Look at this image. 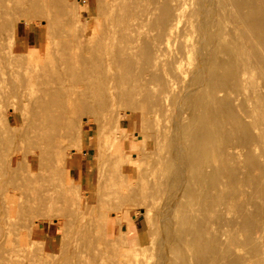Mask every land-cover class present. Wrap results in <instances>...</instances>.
Wrapping results in <instances>:
<instances>
[{
	"label": "rangeland",
	"instance_id": "374dc122",
	"mask_svg": "<svg viewBox=\"0 0 264 264\" xmlns=\"http://www.w3.org/2000/svg\"><path fill=\"white\" fill-rule=\"evenodd\" d=\"M149 1L151 2V3L149 2V4H151V5L155 4L154 0H149ZM192 1L193 0H191V1L187 0L186 1L187 2V10L196 8L197 0H194L193 3H192ZM129 2H131V0ZM161 2L162 3H160V4H162V5L165 4L164 1H161ZM188 3H189V5H188ZM79 4H80V6L77 9L78 14L76 12L77 15H75V13L72 14L74 16H71V15L69 16L68 15V17L66 19L69 20V18L72 17L73 20H72V18L70 19L72 21L71 23H73L72 26L74 28V25L76 24V26H77L76 30L78 31V30H80L81 23L85 25L86 22H84V21H87L86 24L88 25V22H89L88 18L89 17L95 18V19H97V25L95 27V30H94L93 34L95 36H98L99 34H102L103 30H104V27H103L104 23H98L99 14H98V11H97V8H98L97 3L93 2V1H88V0H79ZM160 4H159V8L160 7L162 8V6ZM193 7H195V8H193ZM133 10H134V12H136L135 9H133ZM159 10L160 9L157 10V14H158ZM130 13H132V14H130ZM136 13H138V12H136ZM129 14H130L129 20L130 19L132 20V17H134L133 18V20H134L138 16L137 14L133 13V11L130 12V10H129ZM220 14H222V13H220ZM135 15H137V16H135ZM75 16L76 17L79 16L78 19H76ZM20 17L21 16L13 15V17L11 19V22L9 23V25L7 27L8 29L6 28V32H4V40L2 41V45H1V48H0V78H1L0 79V86H1V89H3V87H4V90H2L1 103H0V105H2V107L0 106V108H1L0 109V119H1L0 120V122H1L0 125L2 126V127L0 126V130H1L0 134L2 133L1 136H0V142H2V143H0V148L3 150L2 153L4 155L3 157H4L5 161L11 159V157H13L16 154H17V157L21 156L22 158H24V156L21 155V154H25L26 152L29 153V151H33V153H34V151H35V145L33 144V141L30 140V138L33 136L32 128H31L32 116H31V113L28 110L29 108L24 105V103L22 102L23 100L21 99V98H23L24 91L27 90L26 89L27 86H28L29 89H31V87H33V82L31 80H29L28 77L25 74L26 71H28V69L33 66L32 63H35V61L33 59H39L38 60L39 64L43 63V65H47V66L51 67L53 65L55 56H56V58L59 56V53L57 51V49L59 47L58 46L59 38L53 33L51 28L48 29L46 27V19L45 18L37 19V17H35V16L31 17L30 15L28 17L26 16L27 18H24V19H20ZM26 19H27V21H26ZM74 19L76 21H74ZM79 19H80V23H79V21H77ZM184 19H186V17L183 18V22H184ZM74 22H77V23H74ZM181 24H183V23L181 22ZM87 25H85V27H87ZM147 29H146V31H148ZM47 30H48L49 33L47 32ZM146 31H144L145 32V36H143V38H142V34H144V32H142L141 38L139 39V41L143 39L142 40L143 43L145 41L144 38L146 37ZM5 33L7 34V37H5L6 36ZM29 33H30V39H28ZM97 33H99V34H97ZM194 34H196V35H194ZM190 35L191 36L193 35V38L192 37L191 38L188 37L190 39L189 40L190 42H192L191 41L192 39H195V41H197L199 35H198V32L196 30H195L194 33L191 32L189 34V36ZM10 36L11 37L13 36V37L11 38ZM228 37H229V35L226 36L227 39H228ZM117 40H119V41H117ZM173 40H176V39H173ZM173 40H171V41H173ZM177 40L178 41H173L171 43L169 42L170 45L167 44V47L164 46L165 48H163V53H164L165 56L162 53L163 56H161V57L163 59L159 60V65L158 66L162 65L160 63V61H162V63H165L166 60L169 61L171 59L170 56H172L174 51H175V53H178L176 51L177 50L179 51L178 48H180L179 47L180 44L178 46V43H179L180 40L179 39H177ZM116 41L117 42H115V43H118V44H120V42H121L120 39H116ZM142 41H140V43H138V45L141 44V46H142V43H141ZM219 41L220 40H215L213 44H216V45H212V47L215 50L214 53H215V56L217 57V59L221 58L223 60L224 66L221 65L222 63L220 65L223 66L224 68L221 67V69H219L218 68L219 65L218 66L216 65V67L213 65V64H217V62H216L217 59L215 60V58H214L215 56H214L213 50H212L213 48L210 45L209 46L211 48H209V46H207L208 48L206 47L204 49L203 48L201 49V47L199 46V43L197 44L196 42H195L196 43L195 47L192 48V50L193 49L197 50V48L199 47L198 51L200 53L198 51H196V52H198L197 55H196L195 51H192V52L190 51V54L188 56H190V59L193 62L190 63L189 61H191V60L189 59V57H186L187 59H184L185 61L183 60L184 61L183 62V66L187 67L186 66V61H187L190 64H192V63L194 64V62H195V65L198 64V66H200L199 68L202 71H204L202 68H204V67L206 68L205 69L206 75H205V77H203V81H200V84L198 83L199 85H195L196 88L198 87L200 89L199 90L200 93H197L198 89H196V93L198 95L200 94L202 96L199 95L200 97L199 96H198L199 98L197 97L199 100L196 99L194 101H197V100H198V102L200 101L199 103H200V106L202 105L201 107H203L204 104L202 102L205 99H206L205 104L208 101L207 95L206 96L203 95V94L206 93L203 90H206L205 88H207V86L204 88L203 85H206L208 82H212V80H215L213 82H215V84L216 83L218 84V82L220 80L219 78H218L219 80L216 78L218 81L216 79H211V78H209L208 75H211L214 78H215L214 74H216V77H219L218 75H222L220 78L222 79L221 81H223V82L221 84L220 83L221 81H220L219 84H221V86L218 84L217 88L220 86L223 90H221V88L219 87L220 91L217 93V95L219 93L220 94H219L218 97L216 95V98H215L216 100L218 99L217 100L218 101V103H217L218 105H215L217 101L215 103H213V104H214L215 107L218 106L217 110H219V108H220V109H224V110L226 109L225 111H228L226 105H228V104H229V106L232 105V103L230 104V102H232V101L228 102V100H232L231 97H233V96L237 97L238 94L236 92H235L236 93L235 94L234 91H236V90L233 87L230 86V83H232V81L234 82V80H235V78L232 77L233 75L229 77V75H231V70L228 71V72L225 71V69L226 70L228 69L226 64H225V61H224L226 58H227L226 60L228 61L227 62L228 65L230 66L231 69H233L232 68L233 67L232 66L233 65V63H232L233 60L230 57L231 53L226 52L227 48H228L227 45L224 46L226 43H224V44H223V42L219 43ZM221 43L223 44L224 49H223V47H221L222 46V45H220ZM130 44L131 43H129V46H131ZM217 44H218V46L220 48L218 47L216 49L215 46H217ZM116 46H119V45L116 44ZM139 46H136L138 49H136V47H130L129 52H132L131 48H133V50H135V52L137 51V53H138V51H139V55H141V56H142L141 53L144 52L143 55L145 54V57H146L147 56V53H146L147 52V48H145L144 46H142V47L141 46L139 47ZM52 47H54V48H52ZM49 49H50V51H49ZM139 49L141 51H143V50L144 51L141 52ZM167 49H168V51H167ZM206 49H207V51H206ZM208 49L212 50V51L211 50L210 51L212 52V55L214 56L211 59V63L212 62H214V63L211 64V65H213L215 70L218 68V70H216V71H219V73L218 72H216V73L213 72L214 73L213 74L212 71H215V70L211 69L213 67L210 68L211 70L208 67V66H210L209 65L210 61L208 62V60L205 59V58H207L209 56H212V55H208V54H211V52ZM218 49L220 50V53L217 52V51H219ZM114 50H115V47H114ZM145 50H146V52H145ZM223 50H224V52H223ZM54 52H55V54H54ZM204 52H205V55H203ZM17 53L19 54V56L17 55ZM30 53H31V55H30ZM137 53H136L137 57L135 56V59H134V57H133V59L135 61L139 60L138 63L142 62V60L140 61V59L143 58V60H144L145 58L143 56H142V58L139 57V55H137ZM200 54H201V56H199ZM132 55L134 56V52L129 53V56L132 57ZM1 57H3V58H1ZM138 57H139V59H138ZM201 57H202V59L199 60ZM228 57H230V58H228ZM168 58H170V59H168ZM209 58H211V57H209ZM136 59H138V60H136ZM145 60H146V62L142 63L143 65L146 64L145 66H141L142 65L141 63H140L141 65L140 64H136L137 67H140L141 71H139L138 70L139 68L136 67V69H135L136 73L134 71H133V73H131L132 70L136 66L135 63H137V62H135V61H134L135 63H130V64H133V65H131L130 69L132 68V66L134 67L133 69H131V71H129L130 69L128 70L127 68H125V70L127 69L132 75L133 74H138L137 77H138V79H140L142 76L144 77V75L147 77V73H149V71H151V69L153 68L152 69V74L153 73L154 74L155 73L158 74V75L155 74L154 77L158 76L157 81H159V84L161 83V80H164L165 82L162 81V83L166 84L167 75H166V77L164 79L161 78V77H164L165 73H166V72H164V74H163V70L161 71V68H163L165 70V68L167 66V63H169L170 65H172V64L167 61L165 64H163V65H166V66H163V67L156 66L154 68L152 65H149L150 63L148 64V60L147 59H145ZM202 60L205 61V63ZM222 60H220V61H222ZM1 61H3L4 63L1 62ZM130 62H132V61H130ZM229 63L232 64V65H230ZM116 64H118L119 66L114 64V65H112L110 70H112L111 72L115 73V77L117 78V79L116 78L115 79L119 80L120 78L118 76V73L120 72V69H122L124 65L119 64V62L116 63ZM130 64H128V67H129ZM147 64H148L149 67H151L150 70L148 69V67H146ZM169 64L167 66L169 68L166 70L168 75H169V73L172 72V67H170ZM126 67H127V65H126ZM207 67H208V69H207ZM41 68L42 67H40V70L43 69V68L42 69ZM116 68H118V69H116ZM113 69H114V71H113ZM144 69L146 70V72H145ZM116 70H117V72H116ZM147 70H148V72H147ZM153 70H156V72H153ZM122 71H124V69ZM208 71H209V73L211 72V74H208ZM140 72L141 73L144 72L146 74L143 73L142 76H141ZM196 72H197V70H196ZM196 72H194L195 73L194 77H196V76L199 77L198 74L196 75ZM199 73L201 74L202 72L199 71ZM224 73H225V75H226V73H228V78H232L233 79V80L231 79L232 81L230 83L228 82L230 79L226 78ZM131 74L129 75V77L131 76ZM149 74H148V76L150 78L151 75H149ZM172 75L173 76H171V74H170L169 76L174 77V74H172ZM131 77L129 79H131ZM134 77L136 78V75L135 76L133 75L132 78L135 79ZM146 77H144V78L148 80L149 78L148 77L146 78ZM144 78H142L140 80L143 81ZM174 78H173V80L175 82L174 85L179 84L181 82V81L180 82L176 81L177 79L175 80ZM204 78H205V80L207 82L204 81ZM225 78H226V80H225ZM138 79H136L133 82H131V83H133V85L130 82L129 83L132 86L136 85V87L142 88L140 90V92L142 93L141 95H143L141 97L144 99V97H146V93H143V92H145L147 90V88H149L151 90L152 85H150L148 87V84H150L151 83L150 80H152L154 78L149 79L150 83L147 80H145L148 83V84H146L147 86L145 85V83H146L145 81H144L145 83L141 81L142 83H140V84H143L144 87L146 86L147 87V88L145 87L146 90H145V88L143 86L140 87L141 85L138 86V84L135 83ZM23 80H26V81H23ZM155 80H154V82H156ZM258 80H259L258 85L262 86L261 88L263 89L264 88L263 87L264 86V75H260L258 77ZM10 81L13 82L14 84H12ZM121 81H122V79H121ZM121 81L120 80L116 81L115 84H114V86L118 85L117 86V91L118 92L114 91L116 86L113 88L114 95L117 94L116 97H118V93H119V97L121 98L119 100H118V98H116L118 100V101L116 100L118 102V105L119 104L120 105L118 106L117 103L115 104L114 112L111 111L113 113V116H112V113L110 112V109L108 107H100V108H98V106H100V105L103 106V105H107L108 104V96L105 97V99H104V96H106V95H104L103 97H98V99L96 98L97 101H96V99H92V100H94V103H93V101H91L90 104H92V103L93 104H92V107H89V108H93L92 110H94V106H95V110L93 112H91L92 111L91 109H89L90 110L89 111L88 108H87V110L84 111L85 108H83V109L81 108V110H79V112H81V113L78 112V114H77L78 117L76 116V123L75 124L72 123L69 118L61 117L60 122L63 123V128H65L67 126L66 124H70L71 126H75V128L71 131V134H69L71 136L64 142V145H59L58 147H51L50 149L47 150L46 153L43 154V156H42L43 158H41V159L39 157L36 158V160L34 162V166L36 168V172L35 173H38V176L36 174V176H37L36 181L33 184H32V182H30L32 184V188L27 187L26 184H25L24 188L22 189L23 191H25L28 194H31L33 196L35 195L36 197H40L39 200L36 199V197L35 198L33 197L35 202L34 201H30L29 202L30 207H31V209H30L31 210V215L28 213V211H27V213H23V212L17 211V212H15L13 214L15 218L12 216L13 219L11 218L10 223L0 221V226H1L0 228H2V229L4 228L3 230H5V232H6V230H7V232H9V237H11V238H9L10 240L8 239L9 242H6V243H8V246H9V247L7 246V249L11 250V255H13L15 257V259H17V263L18 264H132V262H133L134 264H161V262H162V264H189L190 261H191L190 264H196V262L199 261L198 256H200V254L197 256L196 255L197 252H195L197 246L200 245V247L198 246L199 247L198 251L200 252L201 244L203 245L205 243V241L208 240V237H209V236H206L207 233H205V232H209L211 237H212L211 234L214 232V234L216 233V235H215L216 237L219 234H220L221 237H222V235H224L223 241H221L222 238L219 239L220 236L217 237L218 240L215 237V240L213 242H215V241L218 242L219 241L218 243L215 242L216 244L214 243L217 246L216 247V246H214V244H211L212 240L214 239V236H213L212 238H209V240L211 239L209 241V242H211L210 243L211 245L208 246L209 242L207 241L208 242L207 245L205 243V246H203V248L208 249V251L211 254L215 253V249H216V253L213 254V255H214V257L216 256V254H218V256L220 255V257L217 256L218 257L217 259H220V260L222 259L221 261H223L224 258L226 257V259H225L226 262L225 261H224L225 263L221 262L222 264H230V263L231 264H239V263L240 264H243V263L244 264H249V263L250 264H264V224H263L264 219H263V222L259 221V219H260L259 216H261L262 212H264V211L261 210V209H258L257 206H256L257 208L256 207H252V205L250 206V204H252L254 202L259 203L257 201H254L255 199H257L255 196H258L259 193H260V191H259V193L257 191V189H259V186H258L257 189H255L257 191L258 195H257L256 192H253L252 195H254L255 193L256 194H255V196H252L251 193H252V190H254L253 188L255 186L257 187L256 184L257 183L260 184L259 183V178L260 179L262 178V177L257 176V175L258 174L261 175V173H262L261 171H263V170H261L259 172V170L264 167V166L262 167V163L264 161V157H263L264 156L263 155L264 154V150L261 147L258 148L259 146L250 147L246 142L245 143L247 145L243 142L245 140L244 139L245 136L242 137V135H244L243 132L245 133V131L243 130V127L245 128V130H248V132L246 131L247 134L248 133L251 134L253 132V131H251V128L254 129V127H253L254 125L252 126V124H251L252 121H251L250 124H251L252 127L250 128V126H249L250 124L248 125V123H249L248 121L250 119L251 120H253V119L251 117H249V119H247L248 116L245 117L244 111L241 112L242 108H243L242 104L244 103V101L242 99L243 98V93H242V91H240L239 87L237 89L239 90L238 91L239 95L241 94L240 95V99H239V97H237V99H236V97L233 98V100L236 99V103H235V101H233L234 104H238V105L237 106H233L234 105L233 104L232 106L236 107V110H237L238 107L242 106L241 111H240L239 108H238V111H235V109L232 106H230V109H234V113H232L233 111L230 110L226 114L227 117H225L224 114L226 112L224 110H221V112L222 111L225 112V113L222 114L224 116L223 118L227 119V120H225L226 123L224 121H222L223 119L222 120L220 119L221 120V126H222V124L225 123L227 125L226 126L227 128H228V126L229 127L231 126L232 128H231V130H229L230 128L227 129L226 127H224L223 131H221L220 134H221V137L223 139V137L226 138V136H225L226 135V133H225L226 131L227 132L229 131L230 134L234 133V135H231L234 138H231L230 136H228V135H230L229 133H227V136H228V139H230V138L233 139L236 142V144L233 142V140L230 141L231 139L227 140L226 142H224L225 141L224 140L223 142L226 144L228 141H230L231 145L234 144V146L238 145L237 143H239V146H242L243 143H244V145L241 148H244L245 151H247V153L245 151H243V152H245V154H244L241 151V148L238 146V147H236V149L232 148L230 150L231 152L230 151H229V153L226 152L225 154H223L224 156L221 157L222 154H219L220 151H218L217 150L218 147H216L217 143H221V142H219L220 140L217 142L216 141L217 139H215L216 137L217 138L219 137V133H218L219 130L218 129L222 130V127H223L222 126L220 128V125L218 124V123H220V120L217 118V117H219V115H220V118H221V114L218 113L219 111H217L216 108L213 107V105H212V107H210L211 109L208 108L210 106V104H212V103H209L208 104L209 106H206L208 110L206 108H203V109L206 110V112H204L205 111L204 110L201 113V107H199L198 105H196V106L199 107L198 110L200 112L198 110H195L194 109L195 108L194 104L195 103L199 104L198 102H195V103L193 102V99L196 98L195 93H193L195 95L194 98L192 97L193 94L190 95L191 98H193L192 99L193 104L191 102V105H193V107L192 108H189V107L187 108L186 107V106H188V104L186 105L187 101H184V102L180 101V95H183V97H184V98H182V96H181V100L182 99L185 100V96L187 97V95L185 94V90H187V89H184L183 87L187 88V85H189V83L188 84L186 83L185 85H183L185 82L184 83L181 82L180 84H181V87L183 86L182 87L183 89H181L180 84L176 85L175 86L176 88L174 87L176 90L175 89H173V90L177 91V92L174 93L173 90H172V92L174 93V95L176 97L172 94V92L170 93V95L172 94L175 97L174 98L175 100H177V98L179 97V102L180 103L182 102V106L184 104L185 105L183 107H181V104L178 102V100L175 101V103H173L174 99L173 98H172L173 100L171 99V97H173V96H169V103L172 106L171 110H169V111H171L172 113L171 112H167V113H170L169 116L167 115V113H166V115H165V113L163 115L160 114V116L162 118V122H163V125H164L163 127L165 129H168V126H169L170 129H168L169 130L168 132H167V130H165V132L162 131V132H164L162 135H165V137L162 138L163 137L162 135H161L162 137H160V135L157 137L158 133L156 134L155 132H158V130L156 129V125L152 126V124H153L152 120L150 122H149V120H147V115H146L147 114V109H145L147 107L142 102L143 99H140L141 103L138 102V104H140V106H137V103H134L132 101V99H133V100H135V102H137L139 100V98H141L140 97V93L136 94V93H138L139 90L137 91V89H136V92H134L136 95H139L138 96L139 98H137V96L135 94L134 95L136 97H133L134 95L132 96L131 95L132 93H130V92H129V94H130L129 97H127L126 96V91H125L127 88H124L125 86H123V88L125 90H122V91L125 92V96L126 97H123L124 94H121V95H123L122 96L123 100H122V97L120 96V89L122 88V84L123 83H120ZM130 81H132V80H130ZM22 82L25 83V87H24V83H22ZM118 82L120 83V85H119ZM138 82H140V81H138ZM205 82H206V84H205ZM256 82H257V80H256ZM21 83L23 84V86H22ZM223 83H225L224 86H223ZM125 84H127V82H125ZM154 84H153V87L157 86V88H156L157 92L155 91V88H152V91H154L157 94V93L160 92L159 87H161L160 86L161 84L159 86H158V82H156ZM232 84H231L232 86H235V82L232 83ZM131 85H129V86H131ZM228 85L231 87V89L233 88L231 91H229L230 89H227L229 87ZM21 86H22V89L24 88L23 90L20 88ZM129 86H127V87H129ZM166 86H164V87H166ZM178 86L180 87V89H179ZM130 88H128V89L130 90ZM163 88L161 87V91H162ZM149 89L147 90V92H149ZM183 90H184V92L182 94L181 91H183ZM11 91L13 92V95H12ZM122 91H121V93H124ZM152 91H151V93H152ZM225 91H226V93H225ZM14 93H17L18 96H17V94H14ZM221 93L222 94L224 93V95H222ZM225 94L226 95L229 94V98L226 97ZM150 95L151 94H149L148 96H150ZM153 95H154V93H153ZM5 96H7V97H5ZM14 96H16L17 99ZM219 97L220 98L224 97L225 100H227L226 102H221V105L223 106V108H221L222 106H219L220 105V101H219L220 98ZM100 98H103L102 101L104 102V104L102 103V101H100L101 104L98 102ZM124 98L127 99V101L131 100L130 101L131 103L129 102L130 104H128L127 102H125ZM135 98H137L138 100L135 99ZM191 98L188 101L189 103L191 101ZM222 98H221V101L224 100ZM238 99L241 101V103H240V101H238ZM209 100H210V98H209ZM143 101L145 102V104H147V99L146 98ZM13 103L15 104L16 107H14ZM224 103H226V104H224ZM8 104H9V106H7ZM172 104H175V105H172ZM176 104H177V106H176ZM178 105H180L179 106L180 109L182 108L181 110H179V108H177ZM4 107H5V109H4ZM13 107L17 111V114L15 113V115L12 117V123H11V125H9L5 118H6L7 114L10 113V109L13 108ZM175 108H176V110H175ZM184 108H185V110H186V108L188 109V111L186 110L187 113L185 112ZM6 109H8V110H6ZM26 109H27V111H25ZM191 109H194L193 113L195 112L194 115L197 116V118H196V116L192 117L194 119V121L196 122V124L194 123L195 126L197 125L196 129H197V127L199 128L200 125H203L206 122L205 124L207 126L205 124L204 125L206 127L212 126L213 130H211V131L215 132V130H214L215 127L214 126L216 125V122L218 121V123L216 125L217 126V128H216L217 132L213 133V134H210L211 136L213 135V137H214V135L215 136L217 135L214 138L215 140L210 135H207V134L211 133V131H210V129H212L211 127L209 128L210 132L208 131L209 133H205V134H204V132L206 131L205 126H204L205 131H202V126L200 127L201 129L199 131L200 132L202 131L201 133H199V131L197 129V132L199 134H202V133L204 134V138H203V134H202V136L200 135V137L203 138L204 142L206 141V143H205L206 146L202 145L203 142L201 144V141H202L201 139L202 138L200 139L198 133L194 131L195 129L192 130L193 128H191L192 127L191 122H193V119L191 120V118H190L193 115L191 113V111H192ZM213 109H215L216 112H214ZM3 110H5V111H3ZM182 110H184L183 111L184 114L181 113L183 116L180 115L178 117V114H180V112ZM197 111L199 112V115L197 114L198 113ZM208 111H210V112H208ZM173 112H174V114H173ZM230 112L232 114H235V113L238 112L239 114L237 113V115L236 114L235 115L237 117L240 115V117L235 118L236 116H234L232 114H231V116H229ZM185 113H186V115H185ZM188 113H190V114H188ZM214 113H218L219 114V115H217V117L213 116L214 118H217L216 122H215L214 118L208 117V116L214 115ZM118 114L119 115L121 114V116L119 117ZM172 114L174 116L173 119H172L173 116H171ZM200 114H201V116H200ZM203 114L204 115L206 114L205 119H206V117H208V118H207V120H205V122H202V124H201V121H200V119L198 120V118H200V117L204 118ZM207 114H209V115H207ZM241 114H243L244 117L241 116ZM184 115L187 118L186 117L184 118ZM256 116H258V120H259V118H261L262 115L258 114ZM150 117L152 118V116H150ZM165 117H167L166 120L168 119V117L171 120L170 121L167 120V123H165L166 122V120L164 119ZM241 117H243V119H241L240 121L243 120L244 123L243 122L242 123L245 126L239 125L241 123V122L239 123V119ZM115 118L116 119L119 118L121 120V127L120 128H117V126H115V123H116ZM182 118L185 119V122H184L185 125L183 124L184 120ZM209 118H211V121L214 119L213 120V123L215 122L214 125L208 124V122L211 123L210 121H208ZM188 119H190L191 127H189L190 124H186V123H189ZM93 120H95L97 123L95 122L96 123L95 124L93 122ZM181 121H182V123H181ZM198 121L200 123L199 126H198ZM202 121H204V120H202ZM81 123H82L83 127L80 130V128H77V126L79 127V125ZM25 124H27V125H25ZM165 124H167V127H165ZM28 125H30V126H28ZM101 125H103V126L101 127ZM186 125H188V126H186ZM208 125H210V126H208ZM9 127H11V128H9ZM100 128H101V130H100ZM225 128L227 129L226 131H225ZM173 129H175V130H173ZM77 131L80 134V136L78 135V137L76 136L77 135ZM172 131H174V132H172ZM175 131H177V134H176ZM11 133H14V134H11ZM153 133H155V136H154ZM159 134H161V133H159ZM206 135L209 136L210 139L212 138V140L216 141V143L214 141H211L209 138L207 139V137L205 138ZM178 137H179V140H178ZM241 137H242V139H244V140H240V141H242V145H240V141H239V139H241ZM173 138H175V139H173ZM184 138L187 139V140H185ZM218 139H220V138H218ZM11 140H13V141H11ZM172 140H173V144L174 145L171 143ZM237 140H238V142H237ZM155 141L158 142V143L155 144L156 143ZM208 141L210 143H212V144L215 143V146L212 145L213 147L211 148V145L207 144ZM12 142H13V144H12ZM189 142H191L192 145H195L196 147L191 146L189 144ZM193 142H194V144H193ZM223 142H222V145H224ZM18 143H20V144L18 145ZM107 144H108V147L106 146ZM182 144H183V146H182ZM188 144L192 147V149L194 148L193 151L194 150L197 151L198 149H199V151L201 150L202 153L200 152V154H199V151L197 152V155H198L197 157L198 158H199V155L202 156L203 154H205V153H203L204 149L202 148V146H205L207 148L208 145H209L210 147H208V149L211 151V156L214 153L213 156H212L213 157V161L210 160L211 162H209V163L213 162L212 164L218 165V163H214L216 158H217L216 162L219 161L218 158H221V159L224 158L225 159V162H224L225 164L221 162L223 160L222 159L221 161H219V163L221 162L220 167H223V169H225V170L227 169L226 170L227 172L229 171L228 173L225 171L226 175L228 174L229 177L226 176V175H223V171L224 170L221 169L222 173H218V174H221L222 176H224V178H226V180L223 179V177L221 175L217 174V172H216L217 170L215 171L216 167L214 165H212V164H210V165L204 164V167H206V169H203L204 167L202 166V171H197V168L195 169V166L197 164H199L198 162H200L201 159H202V162H205L203 160V158L204 159L206 157L208 158L210 152H209L208 149L205 148L204 152H206V153L209 152V153L207 154V156L203 155L202 156L203 158L201 157V159H198L199 161L196 162V164H195V161L193 162V160L196 159V157H195L196 155H194V153H196V152L191 151V152H193V156L194 157L191 154L190 155L192 157L189 156L188 154L190 152H188V150H189ZM20 145H21V147H20ZM222 145L220 146V149H223ZM17 146H18V148H17ZM109 146H111V147H109ZM173 146H176L177 148L176 147L173 148ZM244 146H246V148ZM64 147H67V150ZM183 147H185V149H183ZM19 148H21V149H19ZM186 148H187V150H186ZM17 149H19L20 151L19 150L15 151ZM177 149H179L178 152L179 151L181 152L182 149L187 151V152H185V156H183V154H184L183 151L180 153L182 155L181 156L176 151ZM237 149L238 150L240 149L239 152L241 153V155L239 153V156L242 157V159H243V157L246 154L247 155L249 154L246 157L251 156L249 158H252V161L251 160H249V161L251 162L252 166L256 164L255 166H253L254 169H257L256 171L255 170L253 171V172H256V174H255L256 176L255 175L252 176V174H251L252 171L247 170V168L250 166V164H249V166L247 164L249 162L248 161L249 158L246 159L248 162L247 161L245 162V158H244V163L240 162L241 164H245L244 166L239 164V161L243 162V160H241V158L239 156H236V155H238V154H236L238 152ZM244 149H242V150H244ZM98 150L101 151V155L100 156L98 155V153H99ZM173 150H174L175 153L173 152ZM216 150L218 152H216ZM232 150H233V153H235L236 155L233 156ZM252 150H253V152H252ZM19 152H20V154H19ZM108 152H109V154H108ZM110 152H111L112 155L110 154ZM113 153H115V155L116 154L117 155L115 156ZM165 153H167V154H165ZM168 153H169V156H168ZM173 153L174 154L178 153V155L181 158L182 157L183 158L186 157V159L188 158L187 159L188 161H186L185 158L184 159L182 158L185 161V163L182 161L183 165L184 166L186 165V167L188 166L189 168L192 166L190 168V170L193 171L195 169L196 171L194 170L195 171V172L193 171L194 173H197V172L200 173L201 172L199 174V175H201V174H203L205 172L204 173L205 175L204 174L203 175H204V178H206V180L204 179V181H207V182H204L202 180L201 183H203V182L204 183H203V185L201 184V186L199 185L200 187L198 186L199 189L196 186L197 185L196 178H198V184H199L200 183L199 180L203 179V177L202 178L197 177L198 173L195 174L196 178L193 181V182L196 181L195 182V184H196L195 186H193L194 183L191 185L192 182L190 184L187 183L186 181H185L186 182L185 184L183 183V185H185V186L187 184V186L189 185V187L190 186L196 187V189L193 188L192 191H191L192 193H194L196 191L195 192L196 195L192 194V195H194L193 196L194 198L197 195H198L197 197H199V198H201V197L204 198L202 195L205 194V196H206L207 194L205 192H207V191L208 192L209 191L213 192L212 197L216 196V194H218V196H216V197H218L219 200H220V197H221L222 200H220V201L222 203L218 202V206L215 205V204H217L216 202L215 203L213 201L208 202V203H212L213 202L214 204L213 203L212 204H213V206L215 205L214 207H216V208H214L211 205H210L211 206L210 208H209V205H208V207L205 206V207H207V209H211L212 207L214 209H217V210L213 211V214L215 212L214 221L211 222V219H213V217L212 218L209 217V215L210 216L212 215L211 213H209L207 215L208 211L204 212L206 210L205 207H204L205 210L201 209L202 208L201 205L204 204L205 201L202 203L201 199L200 200L198 199V202L195 201V203H193L194 202L193 200H195L196 198L193 199V200L191 198V201H193V202H191L193 206L190 204L189 196L190 197L192 196L190 191L186 193V191L188 190L187 186L183 187V186H181V184H179V180H178V177H177L178 173L176 174L177 178L174 176V173H176L177 170H176V172H174V169L172 171V168L178 169L179 163H180V161H176L175 162V160H179L180 157L177 155L178 158L177 157L173 158V155H174ZM253 153H255V154H253ZM120 154H123V155L125 154V156H123V155L120 156ZM171 154H172V158H173L174 161H170L171 160V157H170ZM215 154L216 155L219 154V155H217V157H216ZM242 154H243V156H242ZM58 156L63 158V159H61L62 163H60V164H58L56 162ZM166 156H168V157L166 158ZM187 156H189V157H191L193 159L192 162L190 160L191 158H189ZM232 156L233 157L236 156V161H234L235 158L233 159ZM120 157H122V158H120ZM161 157H162V159H161ZM214 157H216V158H214ZM115 158H116V163H118V164L115 163L118 166V170L116 168V165H113L114 162H115ZM207 158L205 159V160H207L205 163H208L209 159H207ZM163 159H164V161H163ZM167 159H170V160H168V162H166ZM210 159H211V157H210ZM254 160H255V162H254L255 164L253 163ZM61 161H58V162H61ZM112 161H114V162H112ZM188 162L191 163L192 165L189 166L190 164ZM110 163H112V164H110ZM193 163L195 164V166L193 165ZM233 163H235V164H233ZM236 163L240 167L237 166L238 167L237 168L236 167ZM51 165H53V166H51ZM174 165L175 166L177 165L178 167L177 166L174 167ZM234 165H235V167L237 169L240 168L239 170L235 169L237 172H234V170H233L234 169ZM225 166H227V167H225ZM241 166L245 167L246 170H245V168H243ZM252 166L249 169H251ZM120 167H124V168L125 167H127V168L129 167V168L128 169L119 170V169H121ZM211 167H213L215 169H213ZM12 168L14 169V173H10L9 172V174H5V175H1L0 176V181L3 184H5L4 186H6L5 187L6 189H10V187H14L16 185L17 177L21 174V172H23V171H25L27 169V165L26 164H19L18 161H15L13 163V165H12ZM56 168H57L58 171L56 170ZM189 168L186 171H187V174L190 173L189 177H191L194 174L191 175V172H189L190 171ZM192 168H194V169H192ZM199 168H201V165H199ZM253 168L251 170H253ZM212 169L214 171H213V173H210ZM241 169L245 170L244 171L245 172L244 175H243L244 172H241ZM67 171L69 172V175H68ZM219 171H220V169H219ZM246 171H247L248 174L250 173L251 176H248V174H246ZM47 173H49V175H47ZM206 173H208V174H206ZM209 173L212 174L213 179H212V177L208 176ZM235 173L239 175V178L241 177L242 181H240L241 179L236 178V176H238V175H236ZM44 174H45V176H44ZM233 174L235 175V177L233 176ZM170 176L174 180L177 179L176 182L175 181L174 182L177 185L179 184L178 186L177 185L174 186L175 184H174L173 180H171L172 182L170 181ZM186 176H185L184 179L187 178ZM219 176L223 179V180H221L222 182L224 181V183H226L227 180H228L227 178H230L231 179L230 182H233V183L229 182V185L230 184L234 185V183H235L236 186H234V188H238V190H239V187H241V189L244 190V192L246 191L245 193H243V191H241L243 194H245L243 197H242L243 194H241V192L239 191V193L241 194V199H239V198L238 199L240 201L236 198V197H238L236 195L238 194L240 196V194L237 193L235 195L234 191H233L234 188H232L231 190L228 189L227 190L228 194H226V192H225L226 195H229V193H232V191H233V195L230 194L233 197H230V195L228 197H223L224 193L221 196L220 192L226 191V186L224 188L225 190L223 188H222L223 189L222 191L219 190V189H221V188H219L217 186L218 179L220 181V178H218ZM159 177H161V182H164V180L166 181V182H164V184L165 183L167 184L168 183L167 181L169 180V184H167V186L168 185L169 186L168 187L165 186L166 184L165 185L164 184L163 185L162 184H158L159 183L158 180H160ZM242 177H244V178L246 177L247 180H245L246 178L243 180ZM251 177L252 178L254 177L253 179L256 180V182H255V180H253L254 182L251 180L252 184L255 183L254 184L255 186L252 185L254 187L249 185V184H251L249 182ZM154 178H156L157 180L154 179ZM49 179H51V180H49ZM192 179H194V176L192 177ZM235 179L237 181L239 180L240 182L239 181L238 182L241 183V184H239ZM154 180H156V182H158V183H156V186L153 184V183H155ZM56 181H58V182H56ZM189 181H191V180L189 179L188 182ZM4 182H6V183H4ZM59 182H60L61 185L59 184ZM170 182L173 185H171ZM62 184H63V186H62ZM120 184H122V185H120ZM227 184H228V182H227ZM159 185H162V187L165 186L167 190L166 191L163 190L164 187L161 188V186H159ZM153 186H155V187L153 188ZM158 186H159V188H158ZM170 186H174V187H172V190H170L171 189ZM237 186H239V187H237ZM176 187H179L180 189L176 188ZM173 188L174 189L176 188V189L174 190ZM227 188H230V187H227ZM176 190H177V192H176ZM45 191H47V192H45ZM1 192H2V190H1ZM210 192L208 194H210ZM37 193H39V195ZM58 193H59L60 196L58 195ZM125 193L127 195H125ZM189 193H190V195H188V197H187L188 199H187L186 196ZM214 193H215V195H214ZM219 193H220V196H219ZM3 194H4V192H2V194H0L1 198L4 196V198H3L4 200L5 199L6 200L10 199L9 193H5L4 195ZM184 194H186V195H184ZM248 194H249V196H251V197H249L251 200H252V197H255V199L252 200L254 202H252V201H248L247 202L246 201V199H249V198H247ZM52 195L56 196V197L52 198ZM123 196L124 197L126 196V197L123 199ZM262 196H264V195L261 193L260 197L258 196L259 197L258 200H260V198ZM130 197H133V198H130ZM206 197L209 198L208 196H206ZM206 197H205V199H206ZM229 197H230V202L228 200V202L225 203V201H226L225 200L224 201L225 206H222L223 205V199L224 198H226V199L228 198L229 199ZM261 199L263 200L264 198H261ZM36 200H38V201L36 202ZM40 200H42V201H40ZM213 200L215 201L216 199L213 198ZM207 201H209V199ZM207 201L205 202L204 205H206ZM242 201L245 202V205L248 204V205H246L247 208L244 206V203H242ZM188 202H189V204H188ZM196 202L200 204V207H201L200 209L201 210H199V211H201L203 213H206L205 215L208 216V218L210 219L209 222H211V224L213 222L215 223V224L213 223L212 225H208V224L204 225V223H203V225L206 226L208 231L206 229H205L206 230L205 232L202 231V229H204L203 228L204 226H202L201 230L199 228V226H201V222H199V220H200V217H201V215L203 213L200 214V212L197 211L199 206H198V204ZM100 203H102V204H100ZM182 203H184V204H182ZM262 203H264V202H262ZM44 204H47V205L44 206ZM194 204H197V206L196 205L194 206ZM242 204H243V207L241 206ZM65 205L67 207H65ZM182 205H183V207H181ZM221 206H222V208H221ZM35 207L36 208L39 207V208L36 209ZM241 207L245 208V209H243L245 214L246 213L250 214V213H248V209H249V212H250L251 208H252V210H254L253 208H256L255 210H257V211H255V212H258V210H259V212L262 211L261 214L259 213L260 214L258 216L259 219H257L256 223L253 222V224L250 225L249 223L251 221L250 222L248 221V223L244 222L245 223V225H244V223H242V224L240 223L241 220L237 222V218L239 219L240 213H241V211H243V210H241ZM218 208H221V210L220 209L218 210ZM28 209H29V207H28ZM58 209H59V211H58ZM30 210H29V212H30ZM211 210H213V209H211ZM252 210H251V213H253L255 215V212L254 211L252 212ZM189 211L191 213H189ZM221 211H223V212H221ZM197 212L200 214V215L198 214L199 215V220L197 219L198 218L197 217L198 216ZM36 214H37V216H36ZM186 214H187V216H186ZM182 215H184V216H182ZM190 215H191L192 219H190L191 218ZM251 216H252V214H251ZM256 216L255 217L254 216L251 217L252 219H250V220L255 219ZM24 219H25V221H24ZM184 219H186V220H184ZM205 219H207V218H205ZM209 219H207V220H209ZM182 220H183V223H182ZM23 222H25V223L23 224ZM206 222L208 223V221H206ZM233 222H235L236 224L233 223ZM174 223H176V224L174 225ZM254 223L258 225L259 229H261L259 232H257L258 230L254 231L255 229L258 228V227L255 228V226H253V225H255ZM216 224H217V226H216ZM10 225H12V226H10ZM248 225L249 226H253L254 228H250ZM94 226L97 229L94 228ZM168 226H169V228H168ZM209 226H211V228L213 226L212 230L210 229ZM220 226L222 228H224V229H222V228L221 229L225 233L220 228H218ZM82 228H84V229L82 230ZM187 228H189V229L186 231ZM217 228L219 230H221L224 234L221 235V233H222L221 231H220L221 233H217L219 231V230L217 231ZM99 229H101V230H99ZM22 230H23V232H22ZM192 230H194V232ZM195 230L198 232V234L200 236L195 235V232H196ZM198 230H200V232ZM209 230H211L213 232L211 233V231H209ZM97 231H99V233ZM172 231H173V233H171ZM191 231L194 233V235H193V233ZM201 231L203 233H205V236L202 237V240L200 238L201 235H203V233H201ZM249 231L252 232V233H249ZM15 232H19V233H15ZM249 234H252V235H249ZM261 234H263V236ZM7 235H8V233H6V236H4V237H7ZM184 235L188 236V237H186L187 241H185L187 243L184 244V241H183L182 242L183 245H181L179 243L181 242V240H183V238L181 239V237H183ZM260 235H261V237H260ZM12 236L13 237L15 236V237L13 238ZM195 236L198 237L197 239L200 238L201 241L197 240L195 238ZM204 237H206L207 239L204 240ZM256 237L259 239V241H258V239ZM3 238L0 239L1 242H3V240H4ZM12 238H13L12 241L15 240L14 241V243L16 242L15 244L11 241ZM189 238L191 239V241H190ZM5 239H7V238H5ZM184 240H185V236H184ZM188 241H190V243ZM192 241H195V243L192 242ZM203 241H204V243H203ZM191 242H192V244H191ZM197 242H201V244L197 245ZM250 242H251V244H250ZM219 243H220L221 247L219 245H217ZM9 244L11 245V247H10ZM222 244H224V246H222ZM12 245H13V248H12ZM218 246L220 248H218ZM209 247H210V250H209ZM223 248H226L227 250L223 249ZM12 249H14V250H12ZM13 251H14V253H13ZM208 251L205 250V252L209 256V252ZM211 251H213V253ZM202 252L206 255V253L204 251H202ZM252 252H253V254H252ZM4 254L8 255L7 252H4ZM163 255H165V256H163ZM205 255H204V257L202 255L200 256L202 262L199 261L200 262V263L198 262L199 264H202L204 260H205L204 261L205 263L207 261H209V260L206 261V259H208V257L206 255V257H207L206 258ZM23 257H24V259H23ZM191 257L194 259L193 263H192L193 259ZM214 257L213 258L211 257V259H214V260L210 259L211 263H209V264H212V262H214V261L215 262H217V261L219 262V260L216 261L215 260L216 257L215 258ZM245 257H246V259H245ZM124 258H126V259H124ZM202 258H206V259H202ZM260 258H262V259H260ZM140 259H142V260H140ZM195 260H196V262H195ZM216 264H218V263H216Z\"/></svg>",
	"mask_w": 264,
	"mask_h": 264
},
{
	"label": "bare ground",
	"instance_id": "6f19581e",
	"mask_svg": "<svg viewBox=\"0 0 264 264\" xmlns=\"http://www.w3.org/2000/svg\"><path fill=\"white\" fill-rule=\"evenodd\" d=\"M88 1H93V2H96L97 3V5H98V8H97V11H98V14H99V16H98V23H104V30H103V33L102 34H99V33H97V34H99L98 36H95L93 33H94V30H95V27H96V25H97V19H95V18H92V17H89L88 19V25L86 24L87 23V21H84V22H86L85 23V25H87V27H85V25L84 24H82L81 23V26H80V30H76L77 29V26H76V24L74 25V28H73V26H72V24L73 23H71L72 21L70 20L72 17H70L69 18V20H67L66 18L68 17V15L70 16H74V15H72V14H74L75 13V15H77L78 14V12H77V9L79 8V6H80V4H79V0H0V48H1V45H2V41L4 40V32H6V28L8 27V25H9V23L11 22V19H12V17H13V15H18V16H21L20 17V19H24V18H27L29 15L32 17V16H35V17H37V19H42V18H45L46 19V27L49 29V28H51L52 29V31H53V33L59 38V44H58V49H57V51H58V53H59V56L56 58V56H55V58H54V62H53V65L51 66V67H49V66H47V65H43V63L42 64H39L38 63V60L39 59H33L34 61H35V63H32V67L31 68H27L28 69V71H26V76L28 77V79L29 80H31L32 82H33V87H31V89H29L28 88V86H27V90H25L24 91V93H23V98H21L23 101V103H24V105L26 106V107H28L29 109V112L31 113V116H32V119H31V128H32V132H33V136L30 138V140L31 141H33V144L35 145V151H34V153H33V151H29V153H25V154H21V155H23L24 156V158H22L21 156L19 157H17V154L16 155H14L13 157H11V159H9V160H7V161H5L4 160V155H3V150L0 148V176L1 175H5V174H9V172L10 173H14V169L12 168V165H13V163L15 162V161H18L19 162V164H26L27 165V169L25 170V171H23V172H21V174L17 177V183H16V185L14 186V187H10V189H6L5 187L6 186H4L5 184H3L1 181H0V194H2V192H4V194L5 193H9V196H10V199L8 200H4L3 198H4V196L1 198L0 197V221H3V222H8V223H10V220H11V218L13 219V217H14V213L15 212H17V211H20V212H23V213H27V211H28V213L31 215V207H30V204H29V202L30 201H34V198L36 197L35 195L33 196V195H31V194H28V193H26L25 191H23L22 189L24 188V185L26 184V186L27 187H29V188H32V184L33 183H35V181H36V178H37V176H38V173H35L36 172V168H35V166H34V162H35V160H36V158L37 157H39L40 159L41 158H43L42 156H43V154L44 153H46L47 152V150L48 149H50L51 147H58L59 145H64V142L71 136V135H69V134H71V131L75 128V126H71L70 124H66L67 126L65 127V128H63V123L62 122H60V119H61V117H67V118H69L70 120H71V122L72 123H76V116L78 117V112H79V110H81V108L83 109V108H85L84 109V111L85 110H87V108H88V110L89 109H93V108H89V107H92V104L94 103V100H92V99H98V97H103L104 95H106V96H104V99H105V97H107L108 96V104L107 105H100V106H98V108H100V107H108L109 109H110V112L112 111V112H114V109H115V104L117 103V105H118V100L119 99H121L120 97H119V93H118V97H116V95L117 94H115L114 95V92H113V88L116 86H114V84H115V82L116 81H121V79H122V81L120 82V83H123L122 84V88L120 89V96L122 97L123 95H121V94H124V96L123 97H129V92L130 93H132L131 95L133 96L135 93L134 92H136V89H137V91H138V93H136V94H139L140 93V97L141 96H143V95H141L142 93L140 92V90L142 89V88H139V87H136V85L135 86H132L133 85V83H131V82H133L134 80H136V79H138V74H133L134 76L136 75V78L135 79H133L132 77H133V75L131 74V73H133V71L135 72V69H136V67H137V65L136 64H142V63H144V62H146V60L145 59H147L148 60V64L149 65H152L154 68L156 67V66H158L159 65V60H162L163 58L161 57V56H163L164 55V53H163V48H165V47H167V44H169V42L171 43V42H173V41H178L177 39H179L180 41H179V43H178V46H179V44H180V48H178L179 49V51L177 50L176 52H178V53H175V51H174V53L172 54L170 51V53L172 54V56H170L171 57V59L170 58H168V59H170L169 61L168 60H164L165 61V63L168 61V62H170L172 65H170L169 63H167V66H168V64L170 65V67H172V72L171 73H169V75L171 74V76H173L172 74H174V77H171V76H169L168 75V73H167V69L169 68V67H167L166 65H163V64H165V63H162V61H160V63L162 64V65H160V66H158V67H163V66H166V68H165V70L163 69V68H161V71L163 70V74H164V72H166L165 73V76L164 77H161V78H165L166 77V75H167V77H166V84L164 85L163 83H162V81H164V80H161V83L163 84H159V81H157V78H158V76H155L154 77V75L156 74V75H158L157 73H153L152 74V69H151V71H149V73H147V77L149 78V76H148V74L149 75H151L150 76V78L149 79H151V78H154V79H152V80H150L151 81V83L149 82V79L147 80V79H145L144 77H146L145 75H144V77L142 76V74L144 73H141V78L140 79H142V78H144L143 79V81L142 80H140V79H138L135 83L136 84H138V86L139 85H141L140 87H144V85L143 84H140V83H142V82H144L145 80H147L150 84H148L147 83V81H145L144 83H145V85L146 84H148V87L150 86V85H152V87H151V90L149 89V88H147L146 86V88H147V90L149 89V92H147V90H146V88H145V92H143V93H146V97H144V99L146 98L147 99V104H145V102L143 101L144 99L141 97V98H139L138 96L139 95H136L137 96V98H139V100L137 99V98H135V99H137L136 101L137 102H135V100H133L132 99V101L134 102V103H137V106H140V104H138V102L139 103H141L140 101V99H143L142 100V102L144 103V105H146V107L147 108H145V109H147V120H149V122L152 120V122H153V124H152V126L153 125H156V129L158 130V132H155L156 134L158 133V135H157V137L160 135V137H162V138H164L165 137V135H162L164 132H165V130H167V132L169 131L168 129H170L169 128V126H168V129H165L163 126V122H162V118H161V116H160V114H164L165 113V115H166V113L167 112H171V111H169V110H171V108H172V106H171V104L169 103V96H173L174 95V93L175 92H177V91H174L173 89H175L176 87V85H179L181 82H185L183 85H185L186 83L188 84L189 83V85H187V88L186 87H183L184 89H187V90H185V94L187 95V97L185 96V100H181V96H182V98H184L183 97V95H180V101H182V102H184V101H187V103H186V105L188 104V106H186L187 108L189 107V108H192L193 107V105H191V102H192V99L195 97V95H196V98L195 99H193V102L195 103V102H198V98L200 97V96H202V95H198L197 93H200V89L197 87L196 88V86L195 85H199L200 84V81H203V77H205V75H206V73H205V67L204 68H202L204 71H202L199 67L200 66H198V64L197 65H195V62H194V64L192 63V64H190L191 62H193L191 59H190V56H188L189 54H190V51L192 52V51H195V54L197 55V53L199 52L198 50V48H197V50L195 49H193L192 50V48H194L195 47V44L197 43H199V46L201 47V49L203 48H206L207 46H211L212 47V45H216V44H213L214 43V41L215 40H220L219 41V43L220 42H223V44L224 43H226L224 46H226L227 45V51L226 52H229V53H231V59L233 60V65L232 64H230V65H232L231 67L233 68V69H231L230 68V66L228 65V61L225 59L224 61H225V64H226V66H227V68L229 69H225V71L226 72H228V71H230L231 70V75H229V77L230 76H232V77H234L235 78V80H234V82H235V86H232L233 84L232 83H234L232 80V78H228V73H226V75H225V73H224V75L226 76V78H228V79H230L228 82L230 83L231 81H232V83H230V86L231 87H233L236 91H234V93L236 92L237 94H238V96L237 97H239V99H240V95H239V90L237 89L238 87H239V89H240V91H242V93H243V101H244V103L242 104V106H243V108H242V106L241 107H238L239 109H240V111H241V108H242V111L241 112H243L244 111V113H245V117H247L248 116V118L247 119H249V117H251L253 120H249L248 122V125L251 123V121H252V126L254 127V129L253 128H251L252 126H251V124L249 125L250 126V128H251V131H253L251 134H247V132H248V130H245V128L243 127V130L245 131V133L243 132V134L244 135H242V137L243 136H245L244 137V139H242V137H241V139H239V141L240 140H244L243 142L245 143H247L250 147H252V146H254V147H257V146H259L258 148H262L263 150H264V88L262 89L261 87L262 86H259L258 85V82H259V80H258V77L260 76V75H264V0H197V2H196V4H197V6H196V8L195 7H193V8H195V9H190V10H187V0H161V1H164L165 2V4L164 5H162V4H160V3H162L160 0H154V3L155 4H153V5H151V4H149V0H131V2H129L128 0L126 1V0H88ZM126 1V2H125ZM189 1V0H188ZM191 1V0H190ZM194 1V0H193ZM193 1H192V3H193ZM129 2V3H128ZM151 3V2H150ZM208 3V4H207ZM159 4L162 6V8L160 7L159 8ZM188 5H189V3H188ZM194 5V4H193ZM195 6V5H194ZM191 8V7H190ZM133 9H135V11L136 12H138V13H136V12H134V10ZM158 9H160L159 10V12H158V14H157V10ZM129 10H130V12H132L133 11V13H135V14H137V15H135V16H137L134 20H133V18L134 17H132V20L130 21L129 20V17H130V14H132V13H130L129 14ZM132 10V11H131ZM195 10V11H194ZM76 12H77V14H76ZM220 13H222V14H220ZM157 14V15H156ZM67 15V16H66ZM27 16V17H26ZM66 16V17H65ZM132 16V15H131ZM76 17V16H75ZM74 17V18H75ZM78 17L79 16H77L76 17V19H78ZM184 17H186V19H184V22H183V18ZM14 19V18H13ZM36 19V18H35ZM72 20H73V18H72ZM202 20V21H201ZM26 21H27V19H26ZM74 21H76L75 19H74ZM77 21H79V23H80V19L79 20H77ZM82 22V21H81ZM181 22L183 23V24H181ZM74 23H77V22H74ZM41 25V24H40ZM76 26V27H75ZM148 29H147V28ZM8 29V28H7ZM10 29V28H9ZM146 29L148 30V31H146ZM41 30V29H40ZM77 32H76V31ZM195 30L198 32V35H199V37H198V39H197V41H195V39H192L191 41L192 42H190L189 40V38H193V35L191 36H189V34L191 33V32H195ZM144 31H146V37L144 38V43H143V39L142 40H140V41H142L141 43H142V46H144L145 48H147V52H146V50H145V52L147 53V56L145 57V54L143 55V51H141L140 49V51L141 52H143V53H141L142 54V56L145 58L144 60H143V58H142V56L141 55H139V51H138V53H137V51L135 52V50H133V48H131V51L132 52H134V56L132 55V57L131 56H129V53H132V52H129V49H130V47H136V46H141V44H139L138 45V43H140V41H139V39L141 38V34H142V32H144ZM47 32H48V30H47ZM9 33V32H8ZM49 33V32H48ZM5 37H7V34L5 33ZM194 35H196V34H194ZM227 35H229V37H228V39L226 38V36ZM53 36V35H52ZM143 36H145V32H144V34H142V38H143ZM11 37V36H10ZM13 37V36H12ZM11 37V38H12ZM189 37V38H188ZM197 37V36H196ZM51 38V37H50ZM28 39H30V33H29V36H28ZM116 39H120V44H118V43H115V42H117V41H119V40H117L116 41ZM173 39H176V40H173ZM171 40H173V41H171ZM10 42V41H9ZM52 42V41H51ZM196 42V43H195ZM8 43V42H7ZM129 43H131L130 45L131 46H129ZM53 44V43H52ZM116 44L117 45H119V46H116ZM223 44L221 43L220 45H222L221 47H223V49H224V46H223ZM170 45V44H169ZM7 46V45H6ZM54 46V45H53ZM139 46V47H140ZM141 46V47H142ZM165 46V47H164ZM176 46V45H175ZM174 46V47H175ZM209 46V48H211ZM12 47V46H11ZM114 47H115V50H114ZM216 47V49L219 47L218 46V44H217V46H215ZM51 48V47H50ZM52 48H54V47H52ZM173 48V47H172ZM208 48V47H207ZM213 48V47H212ZM220 48V47H219ZM226 48V47H225ZM46 49V48H45ZM136 49H138L137 47H136ZM229 49V50H228ZM176 50V49H175ZM209 51L211 50V49H208ZM213 50V54H214V56H215V53H214V48L212 49ZM211 50V51H212ZM219 50V49H218ZM49 51H50V49H49ZM166 51V50H165ZM167 51H168V49H167ZM196 51H198V52H196ZM206 51H207V49H206ZM210 51V52H211ZM217 52H219L220 53V50L219 51H217ZM223 52H224V50H223ZM24 53V52H23ZM53 53V52H52ZM136 53H137V55H139V57H141L142 59H140V61L142 60V62H139L138 63V59H139V57H138V59H136V60H138V61H135L134 59H135V56H136ZM162 53H163V55H162ZM167 53V52H166ZM169 53V54H170ZM200 53V52H199ZM202 53V52H201ZM209 53V52H208ZM21 54V53H20ZM54 54H55V52H54ZM17 55L19 56V54L17 53ZM30 55H31V53H30ZM51 55V54H50ZM203 55H205V52L203 53ZM208 55H212V52H211V54H208ZM226 55V54H225ZM52 56V55H51ZM165 56V55H164ZM168 56V55H167ZM199 56H201V54L199 55ZM213 55L212 56H209V57H211V58H209V57H207V58H205V59H207L208 60V62L210 61V66H208L209 67V69L211 68V67H213V65L216 67V65L218 66L219 65V69H221V67L222 68H224L223 66H224V63H223V60L221 59V58H219V59H217V57L215 56L214 57ZM6 57V56H5ZM133 57H134V59H133ZM137 57V56H136ZM186 57H189V59L191 60V61H189L190 63H188L187 61H186V66L187 67H184L183 66V62L185 61L184 59H187ZM196 57V56H195ZM206 57V56H205ZM212 57H214L215 58V60L217 59V64H213L214 62H212L211 63V59H212ZM230 57H228V58H230ZM1 58H3V57H1ZM8 58V57H7ZM31 58V57H30ZM52 58V57H51ZM225 58V57H224ZM194 59V58H193ZM197 59V58H196ZM202 59V57L199 59V60H201ZM204 59V58H203ZM204 59V60H205ZM210 59V60H209ZM135 62H137V63H135ZM184 60V61H183ZM214 60V59H213ZM220 60H222V61H220ZM22 61V60H21ZM24 61V60H23ZM130 61H132V62H130ZM163 61V62H164ZM203 61V60H202ZM206 61V60H205ZM205 61H203L204 63H205ZM1 62H3V61H1ZM8 62V61H7ZM119 62V64H122V65H124L123 66V68L122 69H120V72L118 73V76H119V80H116L117 78L115 77V73H113V72H111L112 70H110L111 69V67H112V65H117V66H119L118 64H116V63H118ZM207 62V63H208ZM4 63V62H3ZM130 63H135V68L132 66V68L131 69H133L132 70V72L130 73L129 71H131V69H130V67H131V65H133V64H130ZM188 63V64H187ZM199 63V62H198ZM222 63V64H221ZM48 64V63H47ZM128 64H130L129 65V67H128ZM140 64V65H141ZM148 64H147V66L146 67H148V69L150 70V68L151 67H149L148 66ZM211 64H213V65H211ZM223 65V66H221V65ZM3 65V64H2ZM126 65H127V67H126ZM146 65V64H145ZM145 65H141V66H145ZM208 65V64H207ZM206 65V66H207ZM225 66V67H226ZM229 66V67H228ZM23 67V66H22ZM40 67H42L41 69L42 70H40ZM208 67H207V69H208ZM125 68H127L126 70H125ZM137 68H139L138 70L139 71H141L140 70V67H137ZM218 68L216 69V70H218ZM2 69V68H1ZM26 69V70H27ZM116 69H118V68H116ZM124 69V71H122ZM142 69V68H141ZM147 69V68H146ZM157 69V68H156ZM200 69V70H199ZM211 69H213V70H215L214 69V67L213 68H211ZM210 69V70H211ZM145 70V69H144ZM159 70V69H158ZM171 70V69H170ZM169 70V71H170ZM196 70H197V72H196ZM209 70V71H210ZM212 71V73L214 72V73H216V72H218L219 73V71ZM233 70V71H232ZM2 71V70H1ZM8 71V70H7ZM6 71V72H7ZM113 71H114V69H113ZM137 71V70H136ZM199 71L200 72H202L201 74L199 73ZM207 71V70H206ZM209 71H208V74H211V72L209 73ZM224 71V72H225ZM9 72V71H8ZM116 72H117V70H116ZM138 72V71H137ZM145 72H146V70H145ZM147 72H148V70H147ZM153 72H156V70H153ZM194 72H196V75L198 74L199 75V77H194ZM3 73V72H2ZM131 74V79H129L130 77H129V75ZM136 73V72H135ZM139 73V74H140ZM213 73V74H214ZM144 74H146V73H144ZM162 74V73H161ZM162 74V75H163ZM153 75V76H152ZM223 75V76H224ZM117 76V75H116ZM209 76V78H211V79H218L219 80V82L222 80L220 77L222 76V75H218L219 77H216V74H214V76H215V78L213 77V76H211V75H208ZM21 77V76H20ZM19 77V78H20ZM146 77V78H147ZM160 77V76H159ZM213 77V78H212ZM22 78V77H21ZM116 78V79H115ZM173 78L176 80V81H181L179 84H176V85H174V80H173ZM226 78H225V80H226ZM1 79V78H0ZM3 79V78H2ZM116 81H115V80ZM156 79V80H155ZM160 79V78H159ZM210 79V80H211ZM216 79V80H217ZM232 79V80H231ZM27 80V79H26ZM26 80H23V81H26ZM130 80H132V81H130ZM154 80L156 81V82H158V86L160 85L162 88L164 87V86H166V87H164L163 89H162V91H161V87H159V90H160V92L159 93H155L154 91H152V88H155V91L157 92V86L155 87H153V84L154 83H156V82H154ZM217 80V81H218ZM256 80H257V82H256ZM8 81V80H7ZM14 81V80H13ZM21 81V80H20ZM127 82V84H125V82ZM138 81H140V82H138ZM142 81V82H141ZM204 81H206L205 80V78H204ZM213 81H215V80H212V82H208L207 84H206V82H205V84L206 85H203L204 86V88L207 86V88H205L206 90H203V91H205L206 93L205 94H203V95H207V99H208V103L206 102V104H205V101H206V97L202 100L203 102V104L205 105H203V107H201L200 106V101L198 102L199 104H194V106H195V110H198L199 109V107H201V113H202V111H204L205 109H203V108H206L207 109V107L206 106H209L208 104L209 103H212V104H210V106L208 107V108H210V107H212V105H213V107H215L214 106V104L213 103H215L217 100L215 99L216 98V95H217V93L220 91V86H221V84H222V82L223 81H221L220 83L221 84H219V82H218V84L220 85L218 88H217V86H218V84L216 85L215 84V82H213ZM11 82V81H10ZM132 84H130V83ZM138 82V83H137ZM165 82V81H164ZM261 82V81H260ZM12 84H14L13 82H11ZM22 83H24V82H22ZM21 83V84H22ZM119 83V82H118ZM120 83H119V85H120ZM134 83V84H135ZM199 83V84H198ZM2 84V83H1ZM6 84V83H5ZM11 84V85H12ZM125 84V85H124ZM224 84L225 83H223V86H224ZM232 84V85H231ZM129 85H131V86H129ZM155 85V84H154ZM157 85V84H156ZM13 86V85H12ZM22 86H23V84H22ZM22 86L20 87L21 89H22ZM118 86V85H117ZM117 86H116V88L114 89V91H117ZM123 86H125L124 88H127L126 90L123 88ZM127 86H129V87H127ZM202 86V87H203ZM229 86V85H228ZM227 86V87H228ZM229 86V87H230ZM24 87H25V83H24ZM131 87V88H130ZM175 87V88H174ZM179 87V86H178ZM180 87H181V84H180ZM180 87H179V89H180ZM181 87V89H183ZM200 87V86H199ZM227 88V89H230L229 91H231L232 89H231V87L230 88ZM264 87V86H263ZM120 88V87H119ZM128 88H130V90L128 89ZM139 88V89H138ZM24 89V88H23ZM22 89V90H23ZM29 89V90H28ZM178 89V88H177ZM196 89H198L197 90V93H196ZM219 89V90H218ZM226 89V90H227ZM2 90H4V87H3V89H1V86H0V103H1V94H2ZM122 90H125L126 91V96H125V92L124 91H122ZM154 90V89H153ZM172 90L174 91V93L172 92ZM176 90V89H175ZM221 90H223L222 88H221ZM121 91L122 92H124V93H121ZM144 91V90H143ZM151 91H152V93H151ZM180 91V90H179ZM12 92V91H11ZM118 92V91H117ZM172 92V94L170 95V93ZM182 92V94H183V92H184V90L183 91H181ZM223 92V91H222ZM151 94L150 96H148L149 94ZM153 93H154V95H153ZM179 93V92H178ZM193 93H195V95L193 94ZM225 93H226V91H225ZM235 93V94H236ZM14 94H17V93H14ZM181 94V93H180ZM193 94V95H192ZM220 94V93H219ZM219 94L217 95V97L219 96ZM222 94V93H221ZM230 94V93H229ZM229 94L228 95H226L225 94V96L226 97H228L229 98ZM234 94V95H235ZM6 95V94H5ZM12 95H13V92H12ZM11 95V96H12ZM133 96V97H136V96ZM145 95V94H144ZM178 95V94H177ZM190 95H192V97L193 98H191V96ZM222 95H224V93L222 94ZM231 95V94H230ZM8 96V95H7ZM7 96H5V97H7ZM17 96H18V94H17ZM175 96V95H174ZM171 97V99L173 98H175V97ZM179 96V95H178ZM191 98V101H190V103L188 102L189 100H190V98ZM199 96V97H198ZM224 96V97H225ZM232 96V95H231ZM230 96V97H231ZM16 99H17V97L16 96H14ZM22 97V96H21ZM123 97H122V100H123ZM131 97V96H130ZM148 97V98H147ZM198 97V98H197ZM204 97V96H203ZM210 98V100H209V98ZM222 98V99H224L225 100V98ZM234 97H236V96H233V97H231V99L232 100H228V102H230V101H232V102H230V104L232 103V105L234 104V102L233 101H235V103H236V99H237V97H236V99L235 100H233V98ZM116 98H118V100L116 99ZM189 98V99H188ZM220 98V97H219ZM221 98L219 99V101H220V105L219 106H222L221 105V102H226L227 100H223V101H221ZM4 99V98H3ZM14 99V98H13ZM97 99H96V101H97ZM101 99V100H100ZM99 99V103L101 104V102L100 101H102L103 100V98H100ZM172 99V100H173ZM188 99V100H187ZM196 99H198L197 101H194V100H196ZM238 99V101H240ZM12 100V99H11ZM117 100V101H116ZM124 100H125V102H127L128 104H130L131 102V100L130 101H127V99H125L124 98ZM177 100H178V102H179V97L177 98ZM177 100H173L174 102L173 103H175V101H177ZM13 101V100H12ZM91 101H93V103L92 104H90V102ZM146 101V100H145ZM9 102V101H8ZM21 102V101H20ZM120 102V101H119ZM124 102V101H123ZM130 102V103H129ZM172 102V101H171ZM182 102L180 103L181 104V107H183L182 106ZM193 102H192V104H193ZM227 102V103H228ZM102 103L104 104V102L102 101ZM177 103V102H176ZM218 103V101L216 102V104L215 105H218L217 104ZM239 103V102H238ZM240 103H241V101H240ZM7 104V103H6ZM10 104V103H9ZM9 104L7 105V106H9ZM91 106H90V105ZM133 104V103H132ZM131 104V105H132ZM190 104V105H189ZM223 104V103H222ZM224 104H226V103H224ZM13 105H14V107H16L15 106V104L13 103ZM116 105V106H117ZM120 105V104H119ZM118 105V106H119ZM136 105V104H135ZM172 105H175V104H172ZM196 105H198L199 107H197ZM232 105H230V106H232ZM238 104H234L233 106H237ZM1 107H2V105H0ZM94 106V105H93ZM129 106V105H128ZM176 106H177V104H176ZM179 106L180 105H178V107L177 108H179ZM191 106V107H190ZM230 106H229V104L228 105H226V107H227V109H228V111H225L224 109H220L219 108V110H217L218 109V106L217 107H215L216 108V110L217 111H219L218 113L219 114H221V118H220V115L218 114V113H214V115H212V116H208V117H211V118H214V117H217V115H219V117H217L219 120L221 119H223L222 121H224L225 122V120H227V119H224L223 117L225 116V117H227V113L230 111V110H232L233 112L232 113H234V109H235V111H238V108H237V110H236V107H233L234 109H230ZM14 107L13 108H11L10 109V113L9 114H7V116H6V121H7V123L9 124V125H11V123H12V117L15 115V113L17 114V111L14 109ZM145 107V106H144ZM174 107V106H173ZM225 107V108H226ZM130 108V107H129ZM186 108V110L188 111V109ZM221 108H223V106L221 107ZM1 109V108H0ZM4 109H5V107H4ZM144 109V110H145ZM182 109V108H181ZM180 108H179V110H181ZM194 109H191L190 111H191V113L193 114L190 118H191V120L193 119L192 117L193 116H196V115H194V113H193V110ZM211 109V108H210ZM6 110H8V109H6ZM24 110V109H23ZM94 110H95V106H94ZM94 110H92L91 112H93ZM120 110V109H119ZM175 110H176V108H175ZM174 110V111H175ZM184 110H185V108H184ZM184 110H182L181 112H180V114H178V117L180 116V115H182L181 113H183V111ZM186 110H185V112H186ZM208 110V109H207ZM216 110L215 109H213V111L214 112H216ZM221 110H224L225 112H221ZM2 111V110H1ZM3 111H5V110H3ZM25 111H27V109L25 110ZM83 111V110H82ZM90 111V110H89ZM189 111V112H190ZM199 111V110H198ZM197 111V112H198ZM211 111V110H210ZM210 111H208V112H210ZM8 112V111H7ZM111 112V113H112ZM141 112V111H140ZM176 112V111H175ZM200 112V111H199ZM199 112L197 113L198 115H199ZM204 112H206V110L204 111ZM207 112V113H208ZM221 112V113H220ZM79 113H81V112H79ZM172 113V112H171ZM187 113V112H186ZM186 113H185V115H186ZM223 113H225L224 114V116L222 115ZM231 112L229 113L230 115L229 116H231V114H232ZM238 113V112H237ZM237 113H235L236 115H237ZM173 114H174V112H173ZM173 114L171 115V116H173ZM184 114V113H183ZM188 114H190V113H188ZM187 114V115H188ZM210 114V113H209ZM209 114H207V115H209ZM235 114H232V115H234V116H236ZM239 114V113H238ZM258 114H261L262 116H261V118H259V120H258V116H256V115H258ZM119 115V114H118ZM167 115L169 116L170 115V113H167ZM184 115V118L186 117ZM5 116V115H4ZM106 116V115H105ZM112 116H113V113H112ZM121 116V114L119 115V117ZM150 116H152V118L150 117ZM176 116V115H175ZM183 116V115H182ZM200 116H201V114H200ZM203 116H204V118L202 117H200V118H198V120L200 119V121H201V124H202V122H205V120H207V118L208 117H206V119H205V116H206V114L204 115L203 114ZM214 116V117H213ZM241 116H243V114H241ZM80 117V116H79ZM97 117V116H96ZM238 117H240V115L238 116ZM237 116L235 117V118H238ZM244 117V116H243ZM243 117H241L240 119H239V125H242V126H245L243 123V120L242 121H240L241 119H243ZM257 117V118H256ZM161 118V119H160ZM166 118L167 117H165L164 119L166 120ZM174 118V116L172 117V119ZM181 118V117H180ZM184 118H182L183 120V124H184V122H185V119ZM187 118V117H186ZM196 118H197V116H196ZM211 118H209L208 119V121H210L211 123H209L208 122V124H211V125H214V123L217 121V118H214L215 119V122L213 123V120L211 121ZM4 119V120H5ZM78 119V118H77ZM105 119V118H104ZM178 119V118H177ZM176 119V120H177ZM204 120V121H202V120ZM231 119V118H230ZM1 120V119H0ZM29 120V119H28ZM96 120V119H95ZM95 120H93V122L95 123L96 121ZM115 120H116V123H115V126H117V128H120L121 127V120L119 119V118H115ZM167 120H171L169 117H168V119ZM167 120H166V122L165 123H167ZM221 120H220V123H218V121L216 122V125H217V123L220 125V128L222 127V130H220V129H218L219 131H218V133H219V137L218 138H220V139H218L215 135H214V137H213V135L211 136L210 134H213V133H216L217 131H216V128H217V126L215 125L214 127V130H215V132H212L211 130H213V128H212V126H210V125H208V126H210L212 129H210V131H211V133H209L210 131H209V128L210 127H206L204 124L203 125H200V123H199V121H198V126L200 125V127L202 126V131H205V129H204V126H205V128H206V131L204 132V134L205 133H209V134H207V135H210L211 137H213V139L215 138V139H217L216 141L218 142L219 140V142H221V143H217V145H216V147H218L217 148V150L218 151H220L219 152V154H222L221 155V157H223L224 155L223 154H225L226 152H228L229 153V151L232 149V148H235L236 149V147H238L239 146V143H237L238 145H236V146H234V144L233 145H231V142L230 141H232L233 139H231V138H234L233 136H231V135H234V133H232V134H230L229 133V131L227 132L226 130L228 129V128H230L229 130H231V126L229 127L228 126V128L226 127L227 125L224 123V124H222V126H221ZM89 121V120H88ZM182 121H181V123H182ZM92 122V121H91ZM148 122V121H147ZM177 122V121H176ZM180 122V121H179ZM178 122V123H179ZM188 122L189 123H186V124H190V119H188ZM243 122V123H242ZM1 123V122H0ZM97 123V122H96ZM95 123V124H96ZM180 123V124H181ZM194 123L196 124V122L194 121V119H193V122H191V124H192V127H191V124H190V126L189 127H191V128H193L192 130H194L195 132H197V129H198V131L201 129L200 127L198 128L197 127V129H196V126L194 125ZM213 123V124H212ZM223 123V122H222ZM177 124V123H176ZM182 124V125H183ZM25 125H27V124H25ZM149 125V124H148ZM185 125V124H184ZM194 125V126H193ZM225 125V126H224ZM1 126V125H0ZM28 126H30V125H28ZM103 125H101V127H102ZM186 126H188V125H186ZM248 126V127H249ZM2 127V126H1ZM26 127V126H25ZM82 127H83V125H82V123L79 125V127L77 126V128H80V130L82 129ZM165 127H167V124H165ZM224 127H226L225 128V133H226V138L225 137H223V139H222V137H221V134H220V132L221 131H223V128ZM9 128H11V127H9ZM30 128V127H29ZM76 128V129H77ZM152 128V127H151ZM155 128V127H154ZM163 128V129H162ZM187 128V127H186ZM241 128V127H240ZM155 129V130H156ZM208 129V130H207ZM242 129V128H241ZM25 130V129H24ZM100 130H101V128H100ZM108 130V129H107ZM172 130V129H171ZM173 130H175V129H173ZM242 130V131H243ZM1 131V130H0ZM27 131V130H26ZM162 131H164V132H162ZM201 131V132H202ZM209 131V132H208ZM247 131V132H246ZM3 132V131H2ZM80 132V131H79ZM172 132H174V131H172ZM176 132V134H177V131H175ZM200 131H199V133H201ZM233 132V131H232ZM8 133V132H7ZM26 133V132H25ZM30 133V132H29ZM155 133H153L154 134V136H155ZM159 133H161V134H159ZM198 133V132H197ZM198 133V135H199V138L201 139L202 137H200V135L202 136V134H199ZM227 133H229L230 135H228V136H230L231 138V140L230 139H228V136H227ZM2 134V133H1ZM1 134H0V136H1ZM11 134H14V133H11ZM103 134V133H102ZM174 134V133H173ZM204 134H203V138H204ZM8 135V134H7ZM78 135L80 136V134L78 133V131H77V137H78ZM162 135V136H161ZM205 136V138L207 137V139L209 138L210 139V137L209 136ZM21 136V135H20ZM171 136V135H170ZM174 136V135H173ZM172 136V137H173ZM177 136V135H176ZM179 136V135H178ZM103 137V136H102ZM153 137V136H152ZM156 137V138H157ZM4 138V137H3ZM2 138V139H3ZM20 138V137H19ZM177 138V137H176ZM203 138L201 139L202 141H201V144H202V142H203V144L202 145H205L206 146V141L204 142L203 141ZM225 138V139H224ZM9 139V138H8ZM160 139V138H159ZM173 139H175V138H173ZM181 139V138H180ZM185 139V138H184ZM206 139V140H207ZM214 139V140H215ZM22 140V139H21ZM24 140V139H23ZM158 140V139H157ZM178 140H179V137H178ZM185 140H187V139H185ZM189 140V139H188ZM205 140V139H204ZM211 141H214V140H212V138L210 139ZM209 140V141H210ZM222 140V141H221ZM225 140V141H224ZM227 140H230V141H228L226 144L224 143V142H226ZM11 141H13V140H11ZM182 141V140H181ZM208 141V143L207 144H209V145H211V148L213 147L212 145H214L215 146V143H216V141H214L215 143H210ZM224 141V142H223ZM156 142V141H155ZM160 142V141H159ZM222 142L224 143V145H222ZM233 142L236 144V142L233 140ZM237 142H238V140H237ZM0 143H2V142H0ZM5 143V142H4ZM158 142H156L155 144H157ZM172 144H173V140H172V142H171ZM177 143V142H176ZM180 143V142H179ZM184 143V142H183ZM188 143V142H187ZM244 143H243V145H244ZM245 143V144H246ZM12 144H13V142H12ZM20 143H18V145H19ZM160 144V143H159ZM171 144V145H172ZM189 144L191 145V146H194V147H196L195 145H192V143L191 142H189ZM188 144V146H189V150H188V152H190L188 155L189 156H193V152H196V153H194V155H196L195 157H196V159L195 160H193L191 157H189V156H187V157H189V158H191L190 160H191V162H192V160H193V162L195 161V164H196V162H198L199 160L198 159H201V157L203 156V155H205V156H207V154L209 153V156H208V158L207 159H209L208 160V163H205L207 160H205L203 157V160L205 161V162H202V159H201V161L200 162H198L199 164H197L196 166H195V164L193 163V165L195 166V169L197 168V171H202V166L204 167V164H207V165H210V164H212V163H209V162H211L210 160H212L213 161V154H212V156H211V151L208 149V147H210L209 145H208V147L206 148L205 146H202V148L205 150V148L206 149H208L209 150V152L208 153H206V152H204V150H203V153H205V154H201L202 156H200L199 155V158L197 157L198 155H197V152L199 151V149L196 151V150H194L193 151V149H192V147L190 146ZM193 144H194V142H193ZM222 145V148L223 149H220V146ZM229 144V145H228ZM246 144V145H247ZM11 145V144H10ZM9 145V146H10ZM174 145V144H173ZM226 145V146H225ZM240 145H242V141H240ZM242 145V146H243ZM107 147H108V144L106 145ZM160 146V145H159ZM158 146V147H159ZM182 146H183V144H182ZM242 146H239L240 148L242 147ZM263 146V147H262ZM7 147V146H6ZM11 147V146H10ZM20 147H21V145H20ZM109 147H111V146H109ZM157 147V148H158ZM174 147H176V146H173V148ZM180 147V146H179ZM245 148H246V146H244ZM3 148V147H2ZM17 148H18V146H17ZM64 148H66V150H67V147H64ZM177 148V147H176ZM182 148V147H181ZM192 150H191V149ZM257 148V149H258ZM19 149H21V148H19ZM19 149H17V150H15V151H18ZM180 149V148H179ZM179 149H177L176 151L178 152V150ZM183 149H185V147H183ZM181 150V152L183 151V156H185V152H187V151H185V150ZM196 149V148H195ZM242 149H244V148H241V151L243 152V151H245V149L244 150H242ZM261 149V150H262ZM186 150H187V148H186ZM207 150V151H208ZM212 150V149H211ZM215 150V149H214ZM216 150V152H218ZM240 150V149H239ZM239 150L237 149V153L236 154H238V155H236L235 153H233V150H232V153H233V156L234 155H236V156H239ZM6 151V150H5ZM20 151V150H19ZM99 151V150H98ZM123 151V150H122ZM191 151H193V152H191ZM173 152H174V150H173ZM180 151L178 152L179 154L181 153ZM200 152H201V150L199 151V154H200ZM215 152V153H216ZM231 152V151H230ZM246 153H247V151H245ZM245 152H243L244 154H245ZM252 152H253V150H252ZM263 152V151H262ZM123 153V152H122ZM125 153V152H124ZM175 153V152H174ZM173 153V154H174ZM178 153H176V154H174L173 155V158H176L177 157V155H178ZM202 153V152H201ZM5 154V153H4ZM19 154H20V152H19ZM108 154H109V152H108ZM110 154H111V152H110ZM114 155H115V153H113ZM126 154V153H125ZM125 154L123 155V154H120V156L121 155H123V156H125ZM129 154V153H128ZM127 154V155H128ZM165 154H167V153H165ZM191 154V155H190ZM219 154H217V155H219ZM253 154H255V153H253ZM263 154V153H262ZM98 155L100 156L101 155V151H99V153H98ZM112 155V154H111ZM117 155V154H116ZM115 155V156H116ZM147 155V154H146ZM181 155V154H180ZM217 155L215 154V156L217 157ZM240 155H241V153H240ZM249 155V154H248ZM247 154L243 157V159H242V157H240L241 158V160H243V162L242 161H239V164L240 165H245V164H241V163H244V158H245V162L247 161L246 159L247 158H249V157H251V156H249V157H246V156H248ZM264 155V154H263ZM98 156V157H99ZM110 156V155H109ZM132 156V155H131ZM168 156H169V153H168ZM168 156H166V158L168 157ZM179 156V155H178ZM182 156V155H181ZM232 156V157H233ZM236 156L235 157H233V159L235 158V160L234 161H236ZM242 156H243V154H242ZM6 157V156H5ZM170 157H171V160L170 159H167L166 160V162H168V160H170V161H174L173 160V158H172V154L170 155ZM180 157V156H179ZM194 157V156H193ZM210 157H211V159H210ZM216 157H214V158H216ZM264 157V156H263ZM120 158H122V157H120ZM165 158V159H166ZM178 158V157H177ZM183 158V157H182ZM181 157H180V159L179 160H175V162L176 161H180V163H179V167H178V169H176V168H172V171H173V169H174V172H176V170H177V172L176 173H174V176L176 177V174L178 173V180H179V184H181V186H185V185H183V183L185 184L186 182L187 183H191V185L194 183V185L193 186H195L196 184H195V182L197 183V188H198V186L200 185L201 186V184L203 185V183L204 182H207V181H204V179L206 180V178H204V175L203 174H201V175H199L200 173H194L196 170L194 169V168H192V169H194L193 171L192 170H190V168L192 167L191 165V163H189L188 165L189 166H191L190 168H189V172H191V175L192 174H194L193 176H194V179H192V177L193 176H191V177H189V174H187V167H186V165L184 166L183 165V162L185 163V161L183 160L184 158H185V160L186 161H188L187 159H186V157H184L183 159H182ZM231 158V157H230ZM238 158V157H237ZM60 159V160H59ZM61 159H63V158H61V157H57V160H56V162L58 163V164H60V163H62V161H61ZM70 159V158H69ZM161 159H162V157H161ZM219 159V161H221L222 159L224 160H222L221 162L222 163H224L225 162V159L224 158H218ZM239 159V158H238ZM128 160V159H127ZM126 160V161H127ZM216 160H217V158H216ZM216 160L214 161V163H218V165H215V164H212V165H214L215 167H216V169L215 168H213V167H211V168H213V169H215V171L217 172V174L218 173H222L221 171L222 170H224L223 171V175H226V173H225V171L227 170H225V169H223V167H220V164H221V162L219 163V161L218 162H216ZM249 160H251L252 161V158H249L248 159V161ZM58 161H61V162H58ZM69 161V160H68ZM125 161V162H126ZM163 161H164V159H163ZM183 161V162H182ZM247 161V162H248ZM112 162H114V161H112ZM128 162V161H127ZM241 162V163H240ZM255 162V160L253 161V163ZM116 158H115V162H114V164L113 165H116V164H118V163H116ZM173 163V162H172ZM178 163V162H177ZM187 163V162H186ZM203 165H202V164ZM238 163V162H237ZM236 163V167L238 166V167H240L238 164ZM110 164H112V163H110ZM176 164V163H175ZM225 164V163H224ZM233 164H235V163H233ZM248 166H249V164H250V166L248 167L247 165V170H249V171H252L251 172V174H252V176H254L255 174H256V172H253L254 170L256 171L257 169H254L253 168V166H255V165H253L252 166V164H251V162L249 161L248 163ZM264 164V161H263V163H262V167L264 166L263 165ZM54 165V164H53ZM53 165H51V166H53ZM199 165H201V168H199ZM206 165V166H207ZM50 166V167H51ZM175 165H174V167H176ZM198 166V167H197ZM222 166V165H221ZM243 166H241V167H243ZM252 166V168H253V170H251V169H249L250 167ZM14 167V166H13ZM66 167V166H65ZM115 167V166H114ZM187 169H186V168ZM225 167H227V166H225ZM235 167V165H234V172H237L236 170H239V169H237ZM261 167V168H262ZM55 168V167H54ZM53 168V169H54ZM116 168H117V170H118V166L116 165ZM121 169H119V170H122V169H128L127 167H120ZM243 168H245V167H243ZM242 168V169H243ZM199 169V170H198ZM201 169V170H200ZM203 169H206V167H204ZM211 170V172L210 173H213V171L214 170ZM219 169H220V171H219ZM222 169V170H221ZM236 169V170H235ZM241 169V172H244L245 170H246V168H245V170H242ZM41 170V169H40ZM56 170H57V168H56ZM261 170H263V171H261ZM58 171V170H57ZM171 171V172H172ZM262 172L261 173V175H259L258 173V175L257 176H260V177H262L261 179L259 178V183L260 184H256L257 185V187L254 185V184H252L251 182L253 181V180H255V179H253L252 177H251V179L249 180V182L251 183V184H249V185H254V186H252V187H254L253 189L254 190H252V193H251V195L253 194V192H256L257 193V191H258V193H259V191H260V193H259V195H258V193H257V195L260 197V194L262 193L263 195H264V167L262 168V169H260L259 170V172ZM68 172V171H67ZM116 172V171H115ZM193 172V173H192ZM227 172V171H226ZM229 172V171H228ZM227 172V173H228ZM232 172V171H231ZM173 173V172H172ZM209 173V175L208 176H210V177H212V174H210ZM225 173V174H224ZM36 174H37V176H36ZM54 174V173H53ZM99 174V173H98ZM126 174V173H125ZM187 176H186V175ZM195 174H197L198 176L197 177H200V178H202L203 177V179H200L199 181H200V183L198 184V178H196L195 176ZM206 174H208V173H206ZM236 174V173H235ZM245 174V172L243 173V175ZM246 174H248L247 173V171H246ZM251 174L249 173L248 174V176H251ZM47 175H49V173H47ZM68 175H69V172H68ZM171 175V174H170ZM218 175H221V174H218ZM236 175H238V174H236ZM41 176V175H40ZM44 176H45V174H44ZM121 176V175H120ZM173 176V177H174ZM185 176L187 177L186 179H184L185 178ZM222 176V175H221ZM226 176H228V174L226 175ZM225 176V177H226ZM233 176L235 177V175L233 174ZM256 176V175H255ZM56 177V176H55ZM60 177V176H59ZM176 177V178H177ZM189 177V178H188ZM209 177V178H210ZM223 177V179H225L226 180V178H224V176H222ZM229 177V176H228ZM41 178V177H40ZM53 178V177H52ZM123 178V177H122ZM130 178V177H129ZM160 178V180H158L159 181V183L158 182H156V178H154V179H156V180H154L155 181V183H153L155 186H156V183H158V184H164V182H166L165 180H164V182H161V177H159ZM195 178H196V181L195 182H193L194 180H195ZM208 178V177H207ZM218 178H220V181H219V179H218V184H217V186L219 187V188H221V189H219V190H223L224 188H225V186H226V191H222V192H220L221 193V196H222V194L224 193V195H223V197H228L230 194H232L233 195V191H234V194L236 195L237 193H239V191L241 192V191H243V193H245L244 192V190H242L241 189V187H239V186H237V187H239V190H238V188H234V186H236V184L234 183V185L232 186L231 184V186L229 185V182L231 181V179L230 178H227L228 180H227V182H228V184H227V182L226 183H224V181L222 182L221 180H223L220 176L218 177ZM236 178H239V175L238 176H236ZM243 178V180L246 178H244V177H242ZM257 178V177H256ZM19 179V180H18ZM165 179V178H164ZM191 180V181H189L188 182V180ZM212 179H213V177H212ZM239 179H241V177L239 178ZM249 179V178H248ZM6 180V179H5ZM4 180V181H5ZM15 180V181H16ZM49 180H51V179H49ZM171 180H173V182L175 181L176 182V180L177 179H172L171 178V176H170V181ZM202 180L204 181L203 183H201L202 182ZM211 180V179H210ZM236 180V179H235ZM245 180H247V178L245 179ZM252 180V181H251ZM135 181V180H134ZM163 181V180H162ZM186 181V182H185ZM237 181V180H236ZM239 181V180H238ZM237 181V182H238ZM240 181H242V179L240 180ZM239 181V182H240ZM30 182H32V184L30 183ZM39 182V181H38ZM41 182V181H40ZM56 182H58V181H56ZM55 182V183H56ZM126 182V181H125ZM124 182V183H125ZM168 183L167 184H169V180L167 181ZM172 182V181H171ZM170 182V183H171ZM175 182H174V184H175ZM236 182V183H237ZM238 182V183H239ZM248 182V181H247ZM248 182V183H249ZM254 182V181H253ZM255 182H256V180H255ZM4 183H6V182H4ZM15 183V182H14ZM152 183V182H151ZM178 183V182H177ZM230 183H233V182H230ZM237 183V184H238ZM245 183V182H244ZM41 184V183H40ZM59 184H60V182H59ZM128 184V183H127ZM157 184V185H158ZM166 184V183H165ZM164 184V185H165ZM167 184L165 185V186H167ZM178 184V185H179ZM239 184H241V183H239ZM238 184V185H239ZM61 185V184H60ZM73 185V184H72ZM120 185H122V184H120ZM162 185H159V186H161V188H163L164 187V189L163 190H167L166 189V187L165 186H163L162 187ZM171 185H173L172 183H171ZM177 184H175L174 186H176ZM177 185V186H178ZM62 186H63V184H62ZM155 186H153V188L155 187ZM159 186H158V188H159ZM169 186V185H168ZM167 186V187H168ZM174 186H170V190H172V187H174ZM186 186H187V184H186ZM185 186V187H186ZM193 186H190L189 187V185L187 186V191H186V193L187 192H189L190 191V193H191V195L192 194H195L196 195V191L194 192V193H192L191 191H192V189L193 188H195L196 189V187H193ZM199 186V187H200ZM241 186V185H240ZM258 186H259V189H257L258 188ZM55 187V186H54ZM182 187V188H183ZM227 187H230V188H227ZM59 188V187H58ZM65 188V187H64ZM157 188V187H156ZM176 188H179V187H176ZM175 188V189H176ZM181 188V189H182ZM223 188V189H222ZM232 188H234V190L232 191V193H229V195H226V194H228L227 193V190L228 189H232ZM246 188V187H245ZM248 188V187H247ZM60 189V188H59ZM135 189V188H134ZM152 189V188H151ZM174 189V188H173ZM174 189V190H175ZM180 189V188H179ZM199 189V188H198ZM197 189V190H198ZM241 189V190H240ZM255 189H257V191L255 190ZM1 190H2V192H1ZM57 190V189H56ZM68 190V189H67ZM153 190V189H152ZM155 190V189H154ZM162 190V189H161ZM225 190V189H224ZM238 192H237V191ZM52 191V190H51ZM69 191V190H68ZM128 191V190H127ZM131 191V190H130ZM179 191V190H178ZM44 192V191H43ZM45 192H47V191H45ZM152 192V191H151ZM155 192V191H154ZM176 192H177V190H176ZM208 192V191H207ZM207 192H205L207 195L206 196H208L209 198H207L206 196H205V194H203L202 196L204 197V198H199V197H197V196H195V198L197 199H195L193 196L194 195H192L191 197L189 196V202H190V204L192 205V203L191 202H193V203H195V201H197L198 202V199L200 200L201 199V202L203 203L204 201L206 202L208 199H209V201H207V203H206V205H204L205 204V202H204V204H202L201 205V207H200V204L199 203H197L198 204V206H199V208L197 209V211L198 212H200V214L201 213H203V212H201V211H199V210H201V209H203V210H205V208H206V210L204 211V212H207V215L209 214V213H211L212 215L210 216L209 215V217H213V219H211V222L212 221H214V214H215V212H214V214H213V211H215V210H217V209H214V208H216V207H214L215 205H217L218 206V202H221L220 200H222L221 199V197H220V200H219V198L218 197H216V196H218V194H216V196H214V197H212V194H213V192H210V194H208ZM225 192H226V194H225ZM60 193V192H59ZM59 193H58V195H59ZM138 193V192H137ZM185 193V192H184ZM190 193L189 194H187V196H186V198L188 197V195H190ZM220 193H219V196H220ZM242 192H241V194H243ZM250 193V192H249ZM255 193V194H256ZM3 194V195H4ZM38 195H39V193H37ZM47 194V193H46ZM240 194V193H239ZM241 194H240V196L237 194L236 196H238V197H236L237 199L239 198V199H241ZM255 194L254 195H252V196H255ZM31 195V196H30ZM41 195V194H40ZM66 195V194H65ZM71 195V194H70ZM125 195H127L126 193H125ZM136 195V194H135ZM178 195V194H177ZM184 195H186V194H184ZM214 195H215V193H214ZM245 194H243L242 195V197L244 196ZM2 196V195H1ZM50 196V195H49ZM48 196V197H49ZM60 196V195H59ZM211 196V197H210ZM258 196H255L257 199H255V197H252V200L253 199H255L254 201H257V202H259V203H256V202H254V201H252L249 197H251V196H249V194H248V196H247V198H249V199H246V201L248 202V201H252V202H254V203H252V204H250V206L252 205V207H258V209H261V210H263L264 211V203H262V202H264V199L262 200L261 198H264V196H262L261 198H260V200H258L259 199V197ZM34 197V198H33ZM53 197H56V196H53L52 195V198ZM126 197V196H125ZM124 196H123V199L125 198ZM137 197V196H136ZM205 197H206V199H205ZM222 197V198H223ZM230 197H233V196H231L230 195ZM230 197H229V199L227 198H224L223 199V205L222 206H225V203L226 202H228V200H229V202H230ZM42 198V197H41ZM51 198V197H50ZM51 198V199H52ZM59 198V197H58ZM63 198V197H62ZM65 198V197H64ZM130 198H133V197H130ZM191 198H192V200L193 199H195V200H193V201H191ZM212 198V199H211ZM213 198H215L216 200L214 201L213 200ZM218 198V199H217ZM36 199H40V197H36ZM48 199V198H47ZM144 199V198H143ZM188 199V198H187ZM236 199V200H237ZM238 199V200H239ZM244 199V198H243ZM38 200H36V202L38 201ZM55 200V199H54ZM53 200V201H54ZM132 200V199H131ZM130 200V201H131ZM172 200V199H171ZM226 200V201H225ZM232 200V199H231ZM40 201H42V200H40ZM119 201V200H118ZM134 201V200H133ZM176 201V200H175ZM210 201H213L214 203L216 202L217 204H215L214 206H213V204L212 203H208V202H210ZM224 201H225V203H224ZM240 201V200H239ZM244 201V200H243ZM242 201V203H244V206L246 207V205H248V204H246L245 205V202H243ZM262 201V202H261ZM35 202V201H34ZM70 202V201H69ZM111 202V201H110ZM113 202V201H112ZM172 202V201H171ZM189 202H188V204H189ZM54 203V202H53ZM61 203V202H60ZM146 203V202H145ZM256 203V204H255ZM38 204V203H37ZM56 204V203H55ZM54 204V205H55ZM100 204H102V203H100ZM104 204V203H103ZM182 204H184V203H182ZM197 204H194V206L196 205L197 206ZM228 204V203H227ZM226 204V205H227ZM255 204V205H254ZM45 205H47V204H44V206ZM107 205V204H106ZM170 205V204H169ZM168 205V206H169ZM208 205H209V208L211 207V206H213L211 209H213V210H211V209H207V207H208ZM211 205V206H210ZM254 205V206H253ZM61 206V205H60ZM97 206V205H96ZM174 206V205H173ZM190 206V205H189ZM193 206V205H192ZM205 206H207V207H205ZM220 206V205H219ZM222 206H221V208H222ZM242 207H243V204L241 205ZM28 207H29V209H28ZM65 207H67L66 205H65ZM167 207V206H166ZM181 207H183V205L181 206ZM191 207V206H190ZM205 207V208H204ZM241 207V210H243V209H245V208H242ZM256 207V208H257ZM33 208V207H32ZM36 208V207H35ZM37 208H39V207H37ZM36 208V209H37ZM102 208V207H101ZM100 208V209H101ZM201 208V209H200ZM221 208H218V210L220 209L221 210ZM247 208V207H246ZM256 208H253L254 210H252V208H251V210H252V212L254 211H257V210H255ZM28 209V210H27ZM34 209V208H33ZM105 209V208H104ZM29 210H30V212H29ZM35 210V209H34ZM33 210V211H34ZM62 210V209H61ZM170 210V209H169ZM251 210H250V212H249V209H248V213H250V214H245L244 213V210L243 211H241V213H240V216H239V219L237 218V222L238 221H240V223L242 224V223H244V222H247L248 223V221L250 222L249 224L250 225H252L253 224V222H255L256 223V221H257V219H259V217H260V219H259V221H261V222H263V219H264V212H262L261 210V212H262V214H261V212H259V210H258V212H255V215L253 214V213H251ZM38 211V210H37ZM58 211H59V209H58ZM99 211V210H98ZM101 211V210H100ZM150 211V210H149ZM167 211V210H166ZM212 211V212H211ZM35 212V211H34ZM197 212V215L199 214ZM221 212H223V211H221ZM243 212V213H242ZM64 213V212H63ZM71 213V212H70ZM75 213V212H74ZM189 213H191L190 211H189ZM258 215H257V214ZM261 214V216H259L260 214ZM69 214V213H68ZM72 214V213H71ZM92 214V213H91ZM103 214V213H102ZM167 214V213H166ZM170 214V213H169ZM199 214V215H200ZM206 213H203L202 215H201V217H200V220H199V215L197 216L198 218V220H199V222H201V226H199V228H200V230H201V228H202V226H204V225H212L211 224V222H209L210 221V219L208 218V216H206L205 215ZM219 214V213H218ZM223 214V213H222ZM251 214H252V216H251ZM16 215V214H15ZM34 215V214H33ZM101 215V214H100ZM206 217H205V216ZM250 215V216H249ZM257 215V216H256ZM13 216V217H12ZM25 216V215H24ZM36 216H37V214H36ZM182 216H184V215H182ZM186 216H187V214H186ZM204 216V217H203ZM255 217L256 216V220L255 219H253V220H250V219H252L251 217ZM259 216V217H258ZM263 216V217H262ZM30 217V216H29ZM34 217V216H33ZM106 217V216H105ZM190 217H191V215H190ZM203 217V218H202ZM258 217V218H257ZM262 217V218H261ZM15 218V217H14ZM148 218V217H147ZM205 218H207V219H209V220H207V219H205ZM27 219V218H26ZM33 219V218H32ZM76 219V218H75ZM190 219H192V217L190 218ZM203 219V220H202ZM205 219V220H204ZM217 219V218H216ZM262 219V220H261ZM18 220V219H17ZM184 220H186V219H184ZM202 220V221H201ZM243 220V221H242ZM247 220V221H246ZM24 221H25V219H24ZM32 221V220H31ZM205 221V222H204ZM206 221H208V223L206 222ZM28 222V221H27ZM180 222V221H179ZM25 222H23V224H24ZM63 223V222H62ZM65 223V222H64ZM182 223H183V220H182ZM203 223H204V225H203ZM206 223V224H205ZM210 223V224H209ZM233 223H235V222H233ZM254 223V224H255ZM66 224V223H65ZM68 224V223H67ZM96 224V223H95ZM176 223H174V225H175ZM186 224V223H185ZM215 224V223H214ZM219 224V223H218ZM223 224V223H222ZM236 224V223H235ZM263 224H264V222H263ZM166 225V224H165ZM169 225V224H168ZM226 225V224H225ZM244 225H245V223H244ZM247 225V224H246ZM257 224H255V225H253V226H255V228H257L258 227V225L256 226ZM10 226H12V225H10ZM25 226V225H24ZM88 226V225H87ZM86 226V227H87ZM188 226V225H187ZM216 226H217V224H216ZM249 226V225H248ZM253 226H249L250 228H254ZM1 227V226H0ZM28 227V226H27ZM26 227V228H27ZM89 227V226H88ZM180 227V226H179ZM189 227V226H188ZM208 227V226H207ZM210 227V229L212 230V228H213V226H212V228H211V226H209ZM224 227V226H223ZM29 228V227H28ZM94 228H96L95 226H94ZM168 228H169V226H168ZM204 229H202V231L203 232H205L206 230H207V228H206V226H204L203 227ZM218 228H222L221 226L220 227H218ZM217 228V231L219 230ZM4 229V228H3ZM2 228H0V239L1 238H3L4 236H6V233H8V235H7V237H4L3 239V242H1L0 243V264H18L17 263V259H15V257L13 256V255H11V250H9V249H7V246H8V243H6V242H9L8 241V239L9 238H11V237H9V232H7V230H6V232H5V230H3ZM84 228H82V230H83ZM87 229V228H86ZM97 229V228H96ZM104 229V228H103ZM176 229V228H175ZM189 228H187L186 229V231L188 230ZM195 229V228H194ZM206 229V230H205ZM222 229H224V228H222ZM221 229V230H222ZM12 230V229H11ZM93 230V229H92ZM99 230H101V229H99ZM177 230V229H176ZM184 230V229H183ZM200 230H198L199 232H200ZM211 230H209V231H211ZM221 230H219L217 233H221L222 231ZM258 230V231H257ZM261 229H259V227L257 228V229H255L254 231H257V232H259ZM10 231V230H9ZM18 231V230H17ZM30 231V230H29ZM86 231V230H85ZM91 231V230H90ZM193 232H194V230H192ZM191 231V232H192ZM196 231V230H195ZM201 231V233H203ZM208 231V230H207ZM221 231V232H220ZM251 231V230H250ZM249 231V233H252V232H250ZM5 232V233H4ZM22 232H23V230H22ZM89 232V231H88ZM98 233H99V231H97ZM192 232V233H193ZM213 231H211V233H212ZM224 232V231H223ZM221 233V235L222 234H224V233ZM13 233V232H12ZM15 233H19V232H15ZM171 233H173V231L171 232ZM197 233V234H196ZM205 233H207V235L206 236H209L208 237V240H206L207 238L206 237H204V240H206L205 241V243H206V245H207V243L211 240H209V238H212L213 236H214V239L212 240V243L211 242H209L208 244V246H210L211 244H214L215 242H217V241H215V242H213L214 240H215V235H216V233L214 234V232L211 234L212 235V237L210 236V233L209 232H205ZM205 233H203V235H201V240H202V237L203 236H205ZM209 234V235H208ZM255 234V233H254ZM15 235V234H14ZM20 235V234H19ZM101 235V234H100ZM188 235V234H187ZM192 235V234H191ZM193 235H194V233H193ZM192 235V236H193ZM195 235H197V236H200L199 234H198V232L196 231L195 232ZM249 235H252V234H249ZM262 236H263V234H261ZM261 235H260V237H261ZM184 236H185V240H184ZM183 237H181V239L183 238V240H181V242L179 243V244H181V245H183V241H184V244L185 243H187V242H185V241H187V239H186V237H188V236H186V235H184ZM191 236V237H192ZM197 236H195V238L197 239L198 237ZM220 236V234L219 235H217V237H219ZM13 237V236H12ZM15 237V236H14ZM13 237V238H14ZM194 237V236H193ZM216 237V238H217ZM254 237V236H253ZM5 238H7V239H5ZM13 238L11 239V241L13 240ZM194 238V239H195ZM200 238L199 239H197V240H199V241H201L200 240ZM222 238V239H221ZM223 238H224V235H222V237L220 236V238L219 239H221V241H223ZM257 238V237H256ZM190 239V238H189ZM258 239V238H257ZM10 240V239H9ZM217 240H218V238H217ZM15 241V240H14ZM14 241H12L13 243H14ZM91 241V240H90ZM190 241H191V239H190ZM190 241H188L189 243H190ZM196 241V240H195ZM195 241H192V242H194L195 243ZM208 241V242H207ZM258 241H259V239H258ZM192 242H191V244H192ZM219 242V241H218ZM217 242V243H218ZM6 243V244H5ZM16 243V242H15ZM14 243V244H15ZM203 243H204V241H203ZM205 243L202 245L201 244V242H197V245L198 244H201V250H200V252L198 251V249H199V247H200V245H198L197 246V248H196V250H195V252H197L196 253V255L198 256L199 254H200V256L202 255L203 257H204V253L202 252V251H204L205 252V250L206 251H208V249H206V248H203V246H205ZM211 243V244H210ZM222 243V242H221ZM225 243V242H224ZM2 244V245H1ZM12 244V243H11ZM216 244V243H215ZM214 244V246H216ZM250 244H251V242H250ZM10 245V244H9ZM217 245H219L220 246V243L219 244H217ZM213 246V245H212ZM218 246V248H220ZM222 246H224V244H222ZM9 247V246H8ZM10 247H11V245H10ZM217 247V246H216ZM257 247V246H256ZM12 248H13V245H12ZM16 248V247H15ZM203 248V249H202ZM223 249H226V248H223ZM222 249V250H223ZM252 249V248H251ZM12 250H14V249H12ZM209 250H210V247H209ZM227 250V249H226ZM224 251V250H223ZM262 251V250H261ZM4 252H7V254L8 255H5L4 254ZM209 252V251H208ZM212 253H213V251H211ZM13 253H14V251H13ZM206 253V252H205ZM215 253H216V249H215ZM215 253H213V254H215ZM223 253V252H222ZM263 253V252H262ZM204 254V255H203ZM213 254H211L210 252H209V256L207 255V253H206V255H207V257H208V259H206L207 257H206V255H205V257L206 258H202V259H206V261L207 260H209V261H207L206 263L203 261V263L204 264H209V263H211V261H210V259H211V257L213 258L214 257V255ZM220 254V253H219ZM224 254V253H223ZM227 254V253H226ZM252 254H253V252H252ZM195 255V256H196ZM38 256V255H37ZM141 256V255H140ZM163 256H165V255H163ZM167 256V255H166ZM196 256V257H197ZM200 256H198V259H199V261H201V257ZM218 254H216V261L217 260H219V262L221 263V262H224L225 261V259H226V257L224 258V260L223 261H221L220 259H217L218 257H220V255L218 256ZM257 256V255H256ZM22 257V256H21ZM139 257V256H138ZM162 257V256H161ZM200 257V258H199ZM214 257V258H215ZM235 257V256H234ZM239 257V256H238ZM248 257V256H247ZM141 258V257H140ZM167 258V257H166ZM192 258V257H191ZM228 258V257H227ZM253 258V257H252ZM23 259H24V257H23ZM124 259H126V258H124ZM193 259V258H192ZM245 259H246V257H245ZM260 259H262V258H260ZM140 260H142V259H140ZM197 260V259H196ZM196 260H195V262H196ZM211 260H214V259H211ZM228 260V259H227ZM26 261V260H25ZM193 261H194V259L192 260V263H193ZM198 261V260H197ZM198 261V262H199ZM237 261V260H236ZM20 262V261H19ZM198 262H196V264L198 263ZM202 262V261H201ZM218 261L217 262H212V264L214 263V264H216V263H218V264H220ZM226 262V261H225ZM224 262V263H225ZM231 262V261H230ZM120 263V262H119ZM126 263V262H125ZM139 263V262H138ZM190 263H191V261H190ZM189 263V264H190ZM200 263V262H199ZM198 263V264H199ZM202 263V264H203ZM132 264H134L133 262H132ZM161 264H162V262H161ZM222 264V263H221ZM231 264V263H230ZM240 264V263H239ZM244 264V263H243ZM250 264V263H249Z\"/></svg>",
	"mask_w": 264,
	"mask_h": 264
}]
</instances>
